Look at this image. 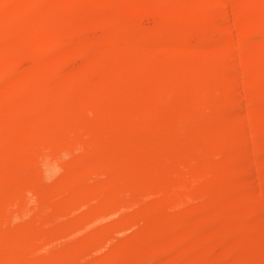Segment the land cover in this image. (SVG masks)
<instances>
[{"label": "rangeland", "instance_id": "374dc122", "mask_svg": "<svg viewBox=\"0 0 264 264\" xmlns=\"http://www.w3.org/2000/svg\"><path fill=\"white\" fill-rule=\"evenodd\" d=\"M26 1L25 0H0V7L4 6L2 8H3V10H5V12L3 10H1V12L3 11L2 14L6 13L5 15H2V14L0 15V30L2 29L0 32V34H2V35H0L1 36L0 37V46L1 45L5 46V47L2 46L3 48L0 47V50H2L4 53V57H3L4 60H3V58H2V60L0 59V78H1L2 82L5 81L3 83L0 82V101L1 102L4 101L3 103L0 102V130L2 129L1 130L2 132L1 131L0 132H1V135L3 134V136L0 135V151L3 150V152H0V161H1L0 162V174H1L0 180L3 181L1 183H3L4 185L8 184L7 186L5 185V187H6V190L8 191L7 196H9V198L7 199L8 202H7V200L4 201L3 200L4 198L1 199L4 202H2L0 200V202H1L0 203V248L8 249L9 246L11 247V243H12L11 239L9 238V236L5 235V233H8V232H9V234H14V233L15 234H21L25 230H27V231L31 230V233L32 234L35 233L34 235L37 236V240L35 238L34 240L29 241V243H28L29 247L26 250L18 252L16 254V256L14 257L15 259L10 258V256H8L9 258L6 256H5V258L3 257L2 260L0 259V264H36V263L37 264H41V263L42 264H57V261H59L60 258H64V257L69 256V251H72V249H74V248L77 250V254L75 256L76 259H75V257L70 258V259L67 258L69 260V261H67V264L68 263L69 264H73V263L74 264H97V260L100 258H101V260L108 262L109 259L111 260L115 256H118L120 258L124 257L125 259L123 258V264H129V263L130 264H169V263L170 264H190V263L191 264H194V263L197 264V261H195V262L193 261V263H192V260L190 258L192 256L191 254H193L196 251L195 249L199 250L200 248H201V250L203 249V250L207 251L206 253H207V256L209 257L208 260L211 262H212L211 259L213 257L220 254V256H221V258L219 260L220 264H251V260L253 261V259H254L253 256L256 255L255 252H258V251L264 252V249H263L264 248L263 247L264 242H262V241H264V228H263L264 226L261 227V229L263 230V233L261 232L262 230L261 231L258 230L259 224L264 225V181H262V180H264V173H260L261 170H262V172H264V169L261 168L264 160H260V159H264V157H263L264 156V154H263V152H264V131H263V129H261L262 127H264V122H259V120H258L260 117V114L264 113V101H263L264 100V94L262 96H260L259 94L254 95L255 93L253 94V92H252L253 89L251 88V87H253V84H252V82H250V81L254 80V77H257L259 75V72H258L259 69L261 67H264V55H263L264 54V37H263L264 33H262L264 31V23H262V21L264 22V0H260L261 4H258V2L257 3L254 2L255 0H237L239 2L242 1V3H239V5L241 4L240 7H235V5L232 6L234 4V2L231 4V2L233 0H229V2L226 3V5L230 4L231 6H228V5L227 6H221L222 3L221 4L216 3V5H210L206 2V0H200V2H202V1L203 2L198 4V6H194L197 4V3H195V0H193V2H191L192 4L189 3L188 0H187V3L184 2L185 0H177V2H176V0H173V1H171V0H154V1L153 0H135V1L134 0H129V1L126 0L125 1L124 0L125 2H127V1L130 2V5H132L131 10H130V8H127L126 6L122 7V6L116 5L114 0H101V1H99V0H95V1L94 0H46V1L45 0H29V2L27 1V3H26ZM97 1H99V2L96 3ZM131 1H133V2H131ZM190 1H192V0H190ZM256 1H258V0H256ZM133 4H134V6H133ZM217 4L220 6H218ZM235 4H236V1H235ZM237 5H238V3H237ZM244 5L245 6L247 5L245 7L246 11L244 10ZM24 6L27 7L24 11L26 12V10L28 9L30 12V14H27L28 16L26 15L25 12L21 13V11H23L22 8ZM5 7L8 9L13 8L14 10L11 9V11L10 10L8 11V9H6ZM194 7H195V9H194ZM222 7H224V9H225V7H227V9H226L227 12L225 13L226 18L224 17L225 11L222 13ZM112 8H114V9H112ZM217 8H219V9H217ZM179 9H180V11H179ZM216 9L219 11L221 9V12L214 11ZM28 10H27V13H29ZM122 10H124V11H122ZM208 10H211V11L208 12ZM7 11L10 14L11 13H16V14H13V15L11 14V17L9 14L6 17V15L8 14ZM118 11H120V12L118 13ZM241 12H242V14H241ZM38 13L40 16L38 15ZM130 13L133 14L132 15V16H134L133 18L131 17ZM146 13H148V14H146ZM215 13H219L217 15V18L213 17V16L216 17ZM24 14L26 16H22ZM34 14L35 15L37 14L36 17ZM120 14H122V16ZM167 14L171 15V16L173 14L174 18L177 19L176 20L177 22L175 20H173V18H172V20H173L171 22L172 26H170L166 30V33L163 32L164 33L163 35H161L158 31V33H156V34H159V35H156V37H154L155 36L154 33L151 35V36L154 35L153 36L154 38L151 36H144L143 38L141 37V40H138V39H140V37H139L138 39H135L136 41H133L132 43H131V41L128 42V40L125 39V36L129 33L128 31L130 30V32H131L134 25H135L134 28H136L138 31L140 30V31L146 32L147 29H149V30L155 29V27L158 26L157 25V24H159L158 21L160 20L162 15L164 16ZM213 14H215V15H213ZM243 14H244V16H243ZM154 15L156 18L154 17ZM211 15H212V17H211ZM219 15H220V17L224 15L223 16L224 20H222V17L220 19V17H218ZM239 15H241V16H239ZM135 16H136V18L138 17V19H136ZM143 16L145 18H143ZM245 16H246V18H245ZM125 17H127V18H125ZM149 17H151V18H149ZM152 17L155 19H153ZM184 17H189V18L191 17V18L189 20L185 21L184 19H182ZM237 17H239L240 19H243V21L239 22ZM123 19H124V21H123ZM128 19H130V20H128ZM180 19H182V20H180ZM200 19H201L202 23H201ZM214 19H216V20H214ZM20 20H21V22L22 21L28 22V25H29L28 27H30V28H28V27L24 26L22 23H20ZM29 20L32 22H30ZM118 20H120V21H118ZM132 20H134V21H132ZM236 20H238V21H236ZM121 21L124 23H122ZM148 21H149V23H148ZM153 21H155V22H153ZM216 21L219 22V24H217ZM248 21H250V22H248ZM29 22L32 24H30ZM174 22H176V23L174 24ZM203 22L206 26L203 24ZM243 22L245 23V25ZM210 23H211V25L214 24V26L216 28H214V27L212 28L213 25L211 26ZM227 23L233 24V25L230 24V26L232 27V30H231V27L228 28V26L226 25ZM118 24H121V25H119L117 27ZM196 24H197V26H196ZM216 25H218V26H216ZM219 25H222L223 28H221V26H219ZM234 25H237V26H234ZM226 26L228 29L226 28ZM21 27H25L26 29L25 28L23 29ZM47 27H49V28H47ZM124 27H126V28H124ZM178 27H180V28H178ZM192 27H193V29H192ZM27 28H28V30H27ZM257 28L261 31H258ZM262 29H263V31H262ZM184 30H187V31H184ZM189 30L191 33L189 32ZM252 30H254L255 34H254V32H252ZM212 31H214V32H212ZM257 31H258V33H257ZM90 32L91 33L93 32V33L91 34ZM155 32H157V31H155ZM251 32H252V34H251ZM68 33H69V36L67 35ZM229 33H230V35H229ZM235 33L238 35H236ZM53 34H54V36H53ZM84 34H86V35H84ZM223 34L224 35L228 34L227 37L228 38L232 37L231 40H234V41H238V39H239V41L236 43L234 41H232V42H234V44H237L241 41L240 42L241 45H239V44H237V45H239V48H240L239 49V56H240V61L242 58V62H241V65L239 66V64H238V66H236L235 69L231 68L230 70H232V71H230L229 68H227L229 66V63H228L229 61H227V60H229V59H228V57H226V55H224L225 52H224V54H221L219 51L221 49L220 44L224 40L228 39L226 37V35L224 36ZM249 34H251V35H249ZM188 35H189V37H188ZM200 35H202V36H200ZM212 36H213V39H212ZM221 36L224 38H222ZM75 37H77V38H75ZM121 37H122V39H121ZM123 37H124V39H123ZM179 37H181V38L183 37V38L181 39ZM250 37H251V39H250ZM259 37L260 38L262 37L261 40ZM18 38L21 39V41ZM107 38H109V39H107ZM126 38H128V37H126ZM78 39H81V40H78ZM128 39H130V38H128ZM220 39H222L223 41ZM65 40L69 41V42H66ZM132 40H134V39H132ZM165 40L167 42L171 41L170 42L171 45H170V43H169V45L173 47L172 50L174 48H177V49L173 50L175 52H173L171 50L170 52L165 53V52L157 51L158 48H156V49L153 48V47H159L157 45H159L161 42H163V44H164ZM211 40H213V41H211ZM16 41L21 43V46ZM182 41H189L192 44H191V46H188V47L184 46V48H182L183 47V45L181 44ZM215 42H217V43L219 42V44H217ZM207 43H208V45H207ZM16 44H18V45H16ZM118 44L120 45L119 47H118ZM138 45H140V46H138ZM214 45H215V47H214ZM14 46H16V47L18 46L19 48L18 47L16 48ZM101 46L102 47L104 46V47L102 48ZM114 46L115 47L117 46L119 48L120 52L122 51L123 53H126L131 58L124 59L126 56L123 57L122 52L119 55L118 54L115 55L116 53L115 54L113 53V52H115V49L113 51V48H115ZM219 46H220V48H219ZM244 47L246 49H244ZM248 47H249L251 52L249 51ZM97 48L99 50H97ZM189 48H191V49H189ZM262 48H263V50H262ZM242 49H244V50H242ZM109 50H110V52H109ZM258 50L260 53L258 52ZM102 52H104V53H102ZM185 52H186V54H184ZM255 52H257V53H255ZM106 56H108V57L111 56L112 60L114 59L116 61V63L121 62V61H125V60L127 61V59H128V61H130V60L134 61V59H137V61H138V59H142L141 63H143V64H142V66L140 65V67H139V65H138L139 63L138 64L135 63V64H137V66H135L136 69H135L134 64H133V67H134L133 72H122L119 69H117L116 67L110 69V67H106L105 65H103V66H105L106 69L104 67H102V68H98V69L96 68L95 70H93V69L90 70L91 69V68L89 69L90 66L87 67V65H89L88 63H94V62H97L96 63L97 67H99L98 62L104 63L105 62L104 60L107 59ZM151 56L154 57L153 60L151 59V61H148V60H150V58H152ZM155 56H156V58H155ZM164 56H166V57H164ZM183 56H186V57H183ZM190 56H191V58H190ZM209 57H211V58H209ZM246 57L247 58L249 57L248 60H250V61L252 58V62L246 61L247 60ZM101 58H102V60L103 59L104 60L101 61ZM257 58H258V60H257ZM108 59H110V58H108ZM45 60H47V62ZM2 61H3V63H2ZM145 61H146V63H145ZM224 61H225V63H223ZM243 61H244V64H243ZM255 61H256V63H255L256 65L254 64ZM4 63H5V65H4ZM101 63H100V65L102 66L103 63L102 64ZM156 63L159 65L156 66ZM227 63H228V66L227 67L225 66V67L228 70L226 71V69H224V65H227ZM246 63H247V67H246ZM251 64L253 65V67ZM53 65L56 66V67H54L55 70L53 68ZM93 65H95V64H93ZM151 65H152V69H150ZM178 65H180V66H178ZM214 65L215 66L217 65V66L214 67ZM218 65H220V66H218ZM44 66L47 68H45ZM85 67H87L88 70L87 69L85 70ZM157 67H159V68H157ZM241 67H243V68L241 69ZM164 68H167V69L164 70ZM213 68H215V69L213 70ZM46 69H48V71ZM73 69H75V70H73ZM141 69L142 70L144 69L145 71H147L150 76L148 78L146 76H144L142 74V72L139 71ZM244 69H246V71H245L246 75L243 73ZM254 69L256 70V72ZM234 70L236 72H238V70H240V71L238 73H236ZM31 71H33V72H31ZM80 71H82V72H80ZM109 71H110V73H109ZM212 71L213 72L215 71L216 73L215 72L214 73L216 75ZM221 71L223 72L224 75H222ZM224 71L226 74L224 73ZM249 71H251V72H249ZM52 72H54L56 74H54V73L52 74ZM200 72L203 74H201ZM26 73L28 74V76ZM32 73L34 76L32 75ZM60 73H63V74H60ZM166 73L168 74V76ZM195 73H196V75H195ZM248 73H251L252 76L253 75H255V76H253V77L250 76L251 78H248L250 80L248 81V83H246L247 86L244 85L245 84L244 83L241 86L242 89L240 87V89H239L240 92L242 90V93L243 92H245V93L242 94L238 100H236V98L234 96L232 97V95L235 92L234 85L232 83V80H233L232 77H234L237 74L241 75V76L243 75V76L249 77V76H247V75H250ZM79 74H81V75H79ZM163 74H164V77L162 76ZM217 74H218V76H217ZM220 74L222 75L223 78L221 77ZM227 74H228V76L230 75L227 78L228 80H226ZM52 75H53V78H52ZM231 75H233V76L231 77ZM153 76L155 78L160 77L161 80L159 81L158 84H156L157 81L155 83V82H153L154 80H152L153 84L154 83L156 84L153 86L154 88H153L152 94L146 95L145 93L142 94L141 92L137 93L138 89L139 90L143 89V87L146 88L147 83L151 82L149 80ZM224 76H226V77H224ZM179 77H180V79H178ZM219 77H221V78H219ZM12 78H13V80H12ZM89 78H91V79H89ZM214 78H216L215 81H214ZM218 78L220 81H218ZM222 79H223V81H221ZM145 80H146V82H145ZM218 82H219V84H218ZM47 83H49V84H47ZM227 83H228L229 87H228V85H226ZM36 84H37V86H36ZM214 84L215 85L217 84L216 85L217 87H215ZM222 84L226 88H224V87L219 88L222 86ZM184 85H185V87H184ZM112 86L119 88L120 91L118 89L115 90L116 88H113ZM245 86H246V88H245ZM186 87H187V89H186ZM214 87L217 91L215 89H213ZM227 87L231 90H229ZM112 89H114L113 90L114 92L112 91ZM29 90H30V93H29ZM226 90L229 92V94L226 93ZM243 90H246V91H243ZM185 91L188 94L191 93L193 98L191 97V95H187V93ZM220 91H222L221 92L222 97L221 96H218V97H221L220 100H222V98H223V100H225V101H223V100L221 101V102H224V105H221V104H223L221 102L218 104V99H217V97H215L216 94L221 95ZM214 92H216V93H214ZM54 93H55L57 98L54 96ZM184 93H185V96L187 95L186 97H184V95H183ZM158 94H160V95H158ZM63 95H64V97H63L64 100L66 99V101H65L66 103L67 102L73 103V101L74 102L76 101L77 102L76 107H78L80 105L82 106V104L84 107H82V108L79 107L78 110H76V107H74L75 110L73 109V111L74 112L76 111L77 113L76 112L72 113V110H71L72 108L68 109V107H66V105H64L66 108L64 106L61 109H60V107H56V105H55L56 102L54 101V103H53V100L54 99L60 100L59 98ZM253 95H254V97H253ZM65 96H67V97H65ZM225 96L227 98H225ZM257 96L259 97L260 100L258 98H256ZM8 97H9V99H8ZM188 97L192 98V100H191L192 104L191 105H189L191 103V101H190L191 98H188ZM246 97H247V99H246ZM49 98H51V99H49ZM126 98H128V100ZM184 98L187 100H185ZM107 99L108 100L110 99V100L108 101ZM123 99H125V100H123ZM154 99H156L155 102H154ZM171 99L177 100V102L176 101L174 102V100H172L173 102H171ZM197 99H198V101H197ZM214 99H216V100H214ZM226 99H228V100H226ZM6 100L10 101V102H7ZM188 100L190 103H188ZM205 100H208V101L203 102L201 104V102L205 101ZM227 101L228 102L230 101V102L228 103ZM78 102H80V104ZM109 102H110V104L108 105ZM215 102L217 103V105H214V104H216ZM41 103H42V105H41ZM167 103H170V104H167ZM212 103H214V104H212ZM239 103L242 105H240ZM10 104H11V107H10ZM12 104H14V105L12 106ZM87 104L88 105L90 104L91 107H89L90 105L88 106ZM227 104H229V105H227ZM85 105H87V106H85ZM92 105H95V106L92 107ZM166 105L168 108L166 107ZM168 105L172 106V107H169ZM177 105H179V106H177ZM161 107H163V108L165 107L166 108V109L164 108L165 112H169L170 115H174V113H176V116L178 114L177 111L179 110L178 112H180L183 108L184 114H187L185 112L189 111L188 113H190L191 116H193V117H191L190 114L184 115L182 118L183 122L182 121L180 122V120L176 121L175 119H174L175 120L174 121L172 119L170 121L171 123H170L168 130H165L164 133L162 131L161 132H159V131H156V132L153 131L152 132L147 128L148 123L151 121L152 122L154 121V123H158L162 120V115L164 114V109ZM177 107H178V109H177ZM20 108H21V110H19ZM229 108H230V111H229ZM160 109H161V111H160ZM232 109H233V111H232ZM55 110H56V112H55ZM85 110H86V112H85ZM87 110H90V111L87 112ZM186 110H188V111H186ZM236 110H238V111H236ZM240 110H241V112H240ZM25 112H26V115H25ZM161 112H162V114H161ZM198 112L201 114H198ZM204 112H206V113H204ZM212 112H214L213 116L216 120H217V118H216L217 116H219L221 118L222 115H225L227 113H228V117L225 116V118L231 117V118L235 119V116H236V118L242 117L240 115V113L242 114V112H244V114H242L243 117H246L247 115H248L247 118H249V119H250V117H252V120L255 123H253V121L251 120L252 121L251 123H253L252 126L250 125L251 124L250 123L247 127V133H248L247 135H248L249 139L247 136H244L245 139L244 138H239L238 140L236 139V141H239L238 145H237V142L235 143V140L232 142L233 145H234V143L237 145V147L234 145L236 150L238 149V147H241L237 150L238 153H239V151H241L239 153V155L237 154V152H235L236 150L234 149L233 145L230 146L231 142L229 144L225 143L224 142L225 140L220 137L221 135L219 133L218 134L220 136H218L217 132L214 129L212 130L213 132H210V130L209 131L206 130V128L204 126L207 125L206 124L207 122L201 124V122H205V119L211 120L213 118ZM249 112H252V113L256 112L257 114H259V115H255L256 117H258L257 120H256V117L252 113H249ZM28 113H30L31 115ZM52 113H53V115H52ZM55 113H57V114H55ZM59 113H61V114H59ZM63 113L67 119L64 118ZM221 113H224V114L221 115ZM235 113H237V114L235 115ZM238 114H239V116H238ZM21 115L27 116V118H29V119H27L28 122H27V120L25 121V117H23V116L21 117ZM29 115H30V117H29ZM84 115H86V116H84ZM109 115H110V117L108 118ZM129 115L133 118H131ZM206 115H209V116H206ZM36 116H37V118H35ZM58 117H60V118H58ZM134 117H136V118L134 119ZM189 117H191V118H189ZM195 117H196V119H195ZM30 118H32V119H30ZM105 118H106V120H105ZM225 118L223 117V120ZM12 119H13V121L18 120L19 122H23V120H24V122L26 124L25 127L27 128L26 131L25 130L22 131V129L21 130L20 129H17V130L13 129L15 131L14 132L10 131V133H9V131H7L8 128H6L7 126H5V125H7V123L11 122ZM133 119H134V121H133ZM197 119L199 122L197 121ZM203 119H204V121H201ZM29 120H30V122H32V124L29 123ZM61 120L63 123H61ZM128 120H129V123H127ZM223 120H220V121L217 120L216 121V122L219 121L218 123H215L218 128L221 125H222L221 127L226 125L229 129L231 127H234L235 122H230V125H229L228 121H226L227 122L226 123ZM109 121H110V123H109ZM125 121L127 124L125 123ZM215 121H213V122H215ZM222 121L225 124L224 123L222 124L221 123ZM2 122H3V124H2ZM87 122H88V124H87ZM175 122H176V126L174 124ZM64 123H66L67 125H69L71 123V126H73L74 131L69 129V127H68L69 130L66 129L68 131L65 130L66 131L65 133L60 131L62 129ZM86 124H87V126H86ZM115 124H116V126H114ZM130 124H132V125L130 126ZM143 124H145V126ZM197 124H201V125L205 124L202 127L206 131L203 130L201 125L197 126ZM79 125L82 127H80ZM39 126H41V128H42V129L40 128L41 130H39V128H38ZM113 126L116 128L114 129ZM118 126L120 128L122 126L121 131H119ZM136 126L138 128L141 127L142 131H141V129H136ZM199 126L202 130L199 128ZM226 126H224L223 128H226L227 130H229ZM229 126H231V127H229ZM3 127H4V129H3ZM65 127H67V126H65ZM131 127H133V129ZM144 127L147 128L146 131H148V132L145 131ZM196 127H198L200 130ZM87 128L89 131L87 130ZM23 129H25V128H23ZM54 129H55V131H54ZM257 129H259V131H257ZM37 130L40 132L36 133L37 134L36 135V134H34V132H37ZM76 130H77L76 134L80 133L78 135L79 137L73 135V132L75 133ZM232 130H233V128H232ZM19 131H22L23 135L20 134L21 132H19ZM112 131H114V133H112ZM126 131H127V133H126ZM130 131H132V132H130ZM143 131H145V132H143ZM250 131H251V133H250ZM89 132H90V134H89ZM93 132H95V133H93ZM170 132H171V134H170ZM214 132H216V134ZM255 132H257V133H255ZM260 132H262V133L260 134ZM83 133H85V135ZM125 133H126V135L123 136V134H125ZM10 134H11V136H10ZM31 134H33V136H34L33 140L31 139V136H32ZM186 134L191 139H189L186 136ZM35 135H36V137H35ZM56 135H58L59 137ZM183 135H185L187 137V139H185L186 137ZM250 135L251 136L254 135V136H252L253 138L250 137ZM96 136H97V138H96ZM172 136H173V138H172ZM177 136L179 137L178 139H176ZM181 136H183L184 139H182ZM37 137H38V139H39V137H41L40 140L42 139L41 141L43 143L40 140H38ZM57 137H58V139H57ZM94 137L96 139H94ZM104 137L106 140L104 139ZM114 137H116V138H114ZM121 137L122 138L124 137V139L122 140L123 143L120 141ZM164 137H166V139ZM118 138H120V139H118ZM216 138H218V139H216ZM246 138L248 140H246ZM73 139H75V140H73ZM164 139L167 140L166 143H164L165 142ZM251 139H252V141H250ZM255 139H256V141H253ZM6 140H9V141L6 142ZM18 140H20V141H18ZM53 140L55 143L53 142ZM83 140H84V142H83ZM177 140H178V142H176ZM184 140H185V143H182V142H184ZM187 140L190 142L193 141L194 143H192V144H194V145L196 144V146L199 145L200 149H202L203 151L199 150L200 151L199 152L198 150H196V151L191 150L190 147L192 146V144L190 142H187ZM29 141L31 142V144ZM57 141H59V142L57 143ZM116 141H118V143ZM215 141L217 142L218 145L221 143L219 145V147H221V148H219L216 145ZM240 141H241V143L243 142L242 143L243 146H241ZM25 142H26V144H25ZM51 142H53V143H51ZM100 142H101V144H100ZM97 143H98V145H97ZM107 143H108V145H107ZM119 143L124 145V146L120 145ZM222 143H223V146L226 145L228 148H226V147L223 148ZM55 144H56V146H55ZM70 144H74V146L76 145V149L77 148L80 150L82 149V152L85 151V154L86 153L87 154H92V153L94 154L96 151L97 152L98 151L108 152L110 154L111 152L114 151V149L122 147V148H120L121 157L119 158L120 159L119 162L117 161L114 164L113 163L110 164V162H105V164L102 163L103 165H101V166L99 164L98 165L94 164L91 160L90 161L87 160L88 162H86L83 159V161H84V162H82L83 165H80V166L86 167V168L83 167L81 169L85 168V170H83L85 172L83 177L87 175L88 178L86 180V177H84V178L82 177L80 179V181H79V179L73 180V177L75 176V175L73 176V174H72L73 173L72 169H74L73 168V163H74L73 159H75V157L77 156L76 154H78L79 151H76L77 153L75 152L76 154H74V148H72L73 151L70 148L71 146L73 147V145L68 147ZM104 144H106V147ZM112 144H113V146H112ZM184 144L185 145L188 144V145L184 146ZM25 145H27V147ZM247 146H248V148H246ZM252 146H253V149H252ZM17 147H18V149H17ZM63 147H64V149H63ZM96 147H98V148H96ZM99 147L100 148L102 147V148L100 149ZM112 147L114 149H112ZM203 147L205 149H203ZM130 148H131V150H130ZM135 148L136 149L138 148V149L136 150ZM158 148H160V150H163V151L161 152ZM162 148H164V149H162ZM26 149H28V150H26ZM30 149H31V151H30ZM43 149H45V150H43ZM66 149L68 151L65 152ZM152 149H154V150L152 151ZM245 149H246V151H244ZM157 150H159V152L164 153V154L161 155L160 153H158ZM183 150H184V153H181V152H183ZM45 151L47 152V155H46ZM69 151H71L72 153ZM251 151H252V153H251ZM7 152H8V154H7ZM189 152H191V153H189ZM242 152H243V154L250 152L251 153V154L249 153L250 156L252 155L251 159L255 162L254 163L251 160V163H254L253 167L256 169H257V166L259 167L257 170L255 169V172L258 171L256 174H254L256 182L252 185V187L248 186L250 189L252 188L251 190L248 187H243V186L241 187V183H240L242 181L241 177L243 176V173H242V171H240V169L243 170L242 168L244 167L245 164L242 163L243 164V166H242V164L237 163L239 165L237 167L238 171L235 170L236 169V166H235L236 162H234L235 161L234 156H236V154L238 155L237 158L241 156L242 157L241 161H243L244 157H245L244 155H246V154H244L242 156ZM179 153H181L180 154L181 157L179 156ZM192 153H194L196 156H194ZM234 153H236V154H234ZM253 153H254V155H253ZM154 154L155 155L160 154V157H162V158H160L159 166L157 168H154V169L151 168V170H150V168L149 169L147 168L146 164L148 162H150V157H152V156L154 157ZM182 154H183V156H182ZM198 154H199V156H198ZM203 154H204V156H203ZM224 154H226V155H224ZM227 154L230 155V156L229 155L228 156L231 157L232 160L230 158H229V160H227L228 159ZM185 155H186V157H185ZM23 156L26 158H24ZM31 156H33V157H31ZM258 156H260V157L262 156V157L260 158ZM178 157H179V159H178ZM188 157H191L192 159L191 158L188 159ZM202 157H204V159ZM8 158H10V159H8ZM184 158H187V159H184ZM200 158H201V161H200ZM237 158H236V160H239V158L238 159ZM79 159L81 160L82 157L81 158L78 157V161H76L77 160L76 159L75 164H78V162L80 161ZM121 159H123V160H121ZM177 159H178V162H177ZM221 159H222V161H221ZM185 160L189 161V163L191 165L188 164V162H184V163L182 162L183 164L181 163V161H185ZM218 160H220V161H218ZM258 160L260 163H258ZM71 161L73 163H71ZM241 161H238V162H241ZM32 162H34V163H32ZM160 162H161V164H160ZM221 163L226 164V165L235 166V168L234 167L233 168H234V171L236 173L233 171V174H232L233 178L231 176H228V178H227L226 175H224L222 173V170L220 167ZM256 163H258L257 166H254ZM26 164L28 166H26ZM259 164L261 166H259ZM175 165H176V167H175ZM185 165H187V168ZM198 165H199V167H198ZM213 165L216 168L212 167ZM78 166L76 168L80 167V166L79 167ZM105 166H106V168H105ZM207 166H208V169H207ZM65 167L67 168L68 171H66ZM74 167H75V165H74ZM170 167H172V168H170ZM196 167H197V169L194 170ZM218 167H220V168L218 169ZM137 168H139V169H137ZM140 168L142 171H140ZM178 168H180L181 171ZM184 168H185V170H184ZM233 168L231 167L232 170H233ZM171 169H174L173 170L174 172ZM175 169H176V171H175ZM188 170H189V172H191L190 174H189ZM197 170H198V172H197ZM76 171L77 170H75L74 173ZM192 171H193V173H192ZM178 172H181L182 175ZM214 172L220 173V174L215 175ZM81 173L82 172H80L79 174H81ZM183 173H184V175H183ZM205 173H206V175H205ZM258 173H260V174H258ZM2 174H3V176H2ZM188 174H189V176H188ZM207 174H209V175H207ZM237 174H238L239 178H237L238 177ZM132 175H134V176H132ZM130 176H131V178H130ZM193 176H195V177H193ZM200 176H201V178H200ZM217 176H221L218 178V180L220 182L217 181ZM113 177L115 179H111ZM116 177H118V178L116 179ZM122 177H123V179H122ZM184 177L185 178L187 177L188 179L190 178L189 182L191 184V187L193 185L192 183H194V186L196 188L198 186L197 189H195V187H192V191H194V192H195V190L197 192V190L200 189L201 186L207 185V190L209 191V193L205 195V197H204L205 200L203 199L204 202L202 200H200V198H199L200 201L197 199L198 194L196 192L193 193L191 191L192 194L186 195V194H184V192H181L180 190L174 191L176 189V187H173V186H176L177 182L183 181V180L185 182L188 180L187 178L185 179ZM74 178H78V177L76 176ZM220 178H221V180H220ZM131 179H132V181H131ZM138 179L140 182L138 181ZM169 179H170V181H169ZM178 179H179V181H177ZM181 179H183V180H181ZM207 179L210 180L211 182L207 181ZM214 179L216 181H214ZM236 179H239V180L241 179V181H238ZM103 180H105L107 182L109 181V185H110L109 187L110 188L108 187V191L106 190V192H105V189H104V191L101 189L102 192L99 189L100 184L102 183ZM191 180H195V182H192ZM223 180H225L226 185H227V183H230L229 185L233 188V189L231 188L233 192L232 191L231 192L228 191L229 193L226 192V194H223L224 197L222 196V194L220 192V185L225 183ZM233 180H236V181L233 182ZM81 181H83V182H81ZM112 181H114V182L112 183ZM151 181H152V183H151ZM157 181H159V183L156 184ZM258 181H260L261 184ZM123 182H124V184H123ZM141 182H144V184L141 185ZM165 182H167V183H165ZM204 182H206V183H204ZM222 182H224V183H222ZM133 183H135V184H133ZM198 183H199V185H198ZM45 185L48 188L50 187L48 193H46V192L44 193V191H43V186L45 188ZM208 185H209V187H208ZM214 185H215V188H213V191H212L211 188ZM229 185H227V187H229ZM85 187H87V188H85ZM158 187L159 188L161 187L160 188L161 191L157 190ZM34 188H37V189H34ZM163 188H164V190H163ZM165 188H166V190H165ZM167 188L170 190L169 192H168ZM245 188H246V190H245ZM119 189H121L122 192ZM145 189L148 191H146ZM216 189H217V191H216L217 193L214 192ZM117 190L119 191L118 193H116ZM125 190H126V193H124ZM156 190L158 192H156ZM252 190H253V192H252ZM81 191H82V193H81ZM162 191H163V193H164V191H165V193L167 192L168 194L167 193L166 194L169 195L170 197L166 196V194H165V197H166L165 198L164 194H162ZM9 192H10V194H9ZM40 192L43 193V195H45V194H47V195L42 197L43 195ZM52 192H54V193H52ZM180 192L182 194H180ZM30 193H33V194H30ZM109 193H111V194H109ZM137 193H138V195H137ZM144 193L147 195L144 196L143 195ZM157 193H159V194H157ZM212 193H213L214 197H213ZM248 193H251V194L247 195ZM107 194H109V195L107 196ZM119 194H120V196H119ZM127 194H129V195L131 194V195L128 196ZM150 194H151V196H150ZM153 194H155V195L153 196ZM178 194H179V196H178ZM194 194H195L196 198L195 197L193 198L192 195H194ZM227 194L230 196H228ZM141 195H143V196L141 197ZM180 195L181 196L183 195V197H180ZM208 195L210 196V198L208 197ZM7 196H5V199ZM33 196L36 198V201L34 200L35 198ZM111 196H113V197H111ZM152 196L153 197L158 196L159 197V198H157L158 200H163V198L166 199V201L164 203L159 201L160 204L161 203L162 204L161 205L158 204L156 206L158 208L155 209L156 210L155 214H157V215L159 214V217L161 220L172 219L174 221V223L178 226H179V224L182 225V223L186 217L190 218L187 220H191V218H192V222H194L192 225L189 226V229H187V232L185 233L186 235L177 234L178 237H177V235H175L176 237L172 236L170 238V240L168 242H170L173 245H171L170 243H168V245H161V247H160V245H158V246L157 245L156 246L149 245V243H147L145 238H143L145 236L142 235V233L140 234V232H139L141 227H142L141 219L143 217V211H142L141 207L143 205H145L147 202H149L151 200V198H153ZM171 196L172 197L178 196L181 198L179 208L174 207L170 203V201H168V200H171V198H172ZM23 197H24V200H23ZM124 197H125V199H124ZM112 198H114L115 200H113ZM145 199H147L148 201ZM196 199H197V201H196ZM207 199L209 202H207ZM57 200H59L58 201L59 203L57 202ZM221 200H222V202H220ZM15 201H16L17 205H16V203H14ZM40 201H41V203H40ZM212 201L217 202V205L220 207L219 210L217 209L219 207H217L215 202H212ZM259 201H260V203H259ZM5 202H7V203H5ZM211 202H212V206L209 207L211 205ZM138 203L139 204L141 203V205H139ZM258 203L260 204V206L258 205ZM261 203L263 204V207H262ZM100 204L101 205L103 204L104 209L102 212L97 214L94 212V208H96L98 205L100 206ZM35 205H37V206H35ZM66 205L67 206L68 205L69 206L70 205H77V206L74 208V210L72 212L68 213V212L62 210V208ZM169 206H170V208H169ZM254 206H256V207H254ZM222 208H225L224 211L223 210L220 211ZM253 208H256V211L252 210ZM46 209H47V211H46ZM229 209H231L232 211H230ZM259 210H261L260 213H258ZM225 212H227V213H225ZM38 214L39 215L43 214V215H41V217H40ZM178 214H180V215H178ZM183 215H185V217H182ZM225 215H230L231 217L232 216L235 217L236 215H237L236 217L240 216L241 217L240 220L243 224L239 225V223H237L234 219L229 220V219L225 218L227 220V222H226L224 219ZM179 216H181V217H179ZM213 216L215 217V220H213L214 219ZM219 216H222V217H219ZM139 217H141V218H139ZM218 217H219V220H218ZM44 219H45V221H44ZM71 219H73V221H72L73 224H70ZM223 220H224V222H222ZM254 221H255V223H254ZM43 223H45V225ZM228 224L229 225L232 224V226L234 224V227L231 229ZM248 224H249V226H248ZM250 224L251 225L255 224V225L250 226ZM23 226H24V228H21ZM240 226L244 230L243 231L241 229L243 231L242 233L240 230L238 231L240 233H238L237 229H235V231L238 234H236L234 231H232L234 228L240 229ZM242 226H244V227H242ZM226 227L228 228V230L231 229V231L229 230L230 233L228 232V230H226L227 229ZM246 227H250V228L248 229ZM254 227H256L255 229H257V231L253 230ZM20 229H21V231H20ZM32 229H33V231H32ZM13 230H14V232H12ZM251 232L253 234H257V235L254 236ZM249 233L252 236L251 240L252 239L255 240V243L252 242V244H255L252 247H251V245H252L251 243L248 244V241L251 242L249 239L250 236H248ZM260 233H261V235H260ZM256 236H258L257 237L258 239L259 238L262 239V240L259 239L260 243L258 242V239L255 238ZM96 239H98V240H96ZM231 243H232V245H231ZM234 243H235V246H237V248H235ZM3 244H5V245H3ZM90 244H91V246H90ZM245 244H247V246ZM147 245H149L148 246L149 248H147ZM74 246H76V247L78 246V247L76 248ZM142 246H144V248H142ZM204 246H205V248H204ZM248 246H249V248H248ZM254 246H256V248ZM258 246H260V248ZM80 247H83V248H80ZM253 247H254V250H253ZM257 247H258V251H255V249H257ZM79 248L82 251L79 250ZM160 248H162V249L160 250ZM167 248L171 249L173 253L171 252V250H169ZM174 248L177 249V251L180 250L177 253L175 251V255H174V251H173ZM250 248H252V250H250ZM145 249H146V252H145ZM163 249H165V250H163ZM247 249H248V251H247ZM137 250H139V252ZM24 251H26V252H24ZM131 251H132V253H131ZM150 251H151V253H150ZM251 251H252V253H250ZM22 252H23V254H22ZM116 252L118 253V255ZM143 252H145V253H143ZM169 252L172 254H170ZM222 252H223V254H222ZM124 253L129 254V255L132 254V255L125 256ZM137 253H138V255H136ZM62 254H64V255H62ZM107 254L109 255V257ZM184 254H185V256H184ZM187 254H189L190 256L188 255L189 256L188 257ZM250 254H252L253 256ZM180 255L182 256V259H179L181 257ZM209 255H211L212 258ZM186 256H187V258H185ZM127 257H128V259H127ZM138 257H139V259H138ZM106 258H108V259L106 260ZM73 259H75V260H73ZM176 259H178L177 262H176ZM193 259H195V258H193ZM71 260H72V262H71ZM181 260H183L184 262L180 263L179 261H181ZM262 262L264 263V260ZM262 262L259 264H263Z\"/></svg>", "mask_w": 264, "mask_h": 264}, {"label": "bare ground", "instance_id": "6f19581e", "mask_svg": "<svg viewBox=\"0 0 264 264\" xmlns=\"http://www.w3.org/2000/svg\"><path fill=\"white\" fill-rule=\"evenodd\" d=\"M26 1V0H25ZM28 2H29V0H27ZM27 1H26V3H27ZM46 1V0H45ZM95 1V0H94ZM99 1H101V0H99ZM99 1H97L96 3H98ZM126 1V0H125ZM124 0H114V2L116 3V5H118V6H126L127 8H130V10H131V8H132V5H130V2H125ZM135 1V0H134ZM154 1V0H153ZM171 1H173V0H171ZM189 1V3H191V2H193V0L192 1H190V0H188ZM235 1H236V4H235ZM131 2H133V1H131ZM142 2V1H141ZM157 2V1H156ZM176 2H177V0H176ZM185 3H187V0H185L184 1ZM203 2V1H202ZM202 2H200V0H195V3H197L196 5H194V6H198V4H200V3H202ZM206 2L208 3V4H210V5H216V3H222V5L221 6H227L226 5V3H228L229 2V0H206ZM234 2V4L232 5V6H234L235 5V7H240V5H239V3H242V1L241 2H239V1H237V0H233L232 2H231V4ZM254 2H258V4H261L260 3V0H258V1H254ZM15 3V2H14ZM113 3V2H112ZM237 3H238V5H237ZM142 4V3H141ZM192 4V3H191ZM194 4V3H193ZM87 5V4H86ZM218 5V4H217ZM10 6V5H9ZM104 6V5H103ZM133 6H134V4H133ZM218 6H220V5H218ZM228 6H231L230 4L228 5ZM243 6V5H242ZM247 6V5H246ZM245 5H244V10L246 9L245 7H246ZM2 7H4V6H1L0 8V12H1V10H3V8ZM11 7V6H10ZM25 7V6H24ZM22 8V10L23 11H21V13H23V12H25L24 10L27 8V7H25V8ZM106 7V6H105ZM144 7V6H143ZM209 7V6H208ZM6 8V7H5ZM66 8V7H65ZM75 8V7H74ZM95 8V7H94ZM121 8V7H120ZM234 8V7H233ZM261 8V7H260ZM6 9H8V8H6ZM12 10H14L13 8H11ZM11 9H8V11L10 10L11 11ZM106 9V8H105ZM104 9V10H105ZM112 9H114V8H112ZM125 9V8H124ZM148 9V8H147ZM146 9V10H147ZM154 9V8H153ZM170 9V8H169ZM168 9V10H169ZM194 9H195V7H194ZM199 9V8H198ZM217 9H219V8H217ZM214 10V11H216V12H218L219 10ZM226 9H227V7H225V9H224V7H222V13L224 12V15H225V13L227 12L226 11ZM235 9V8H234ZM243 9V8H242ZM248 9V8H247ZM28 10V9H27ZM27 10H26V15L27 14H30V12H29V10H28V12L29 13H27ZM164 10V9H163ZM203 10V9H202ZM241 10V9H240ZM4 12H5V10H3ZM3 11L0 13V15L3 13ZM8 11H7V13H8ZM48 11V10H47ZM67 11V10H66ZM122 11H124V10H122ZM179 11H180V9H179ZM209 11H211V10H208V12ZM246 11V10H245ZM14 12V11H13ZM68 12V11H67ZM98 12V11H97ZM109 12V11H108ZM120 11H118V13H119ZM155 12V11H154ZM219 12H221V9H220V11ZM237 12V11H236ZM66 13V12H65ZM76 13V12H75ZM132 13V12H131ZM130 13V15H131V17L133 18L134 16H132L133 14H131ZM231 13V12H230ZM235 13V12H234ZM6 14V13H5ZM5 14H2V15H5ZM10 13H8L7 15H6V17L9 15ZM12 15L13 14H16V13H11ZM11 14H10V17H11ZM88 14V13H87ZM146 14H148V13H146ZM166 14V13H165ZM216 14V17L215 16H213L214 18H217V15L219 14V13H215ZM215 14H213V15H215ZM228 14V13H227ZM240 14V13H239ZM241 14H242V12H241ZM245 14V13H244ZM244 14H243V16H244ZM250 14V13H249ZM25 14L24 15H22V16H26ZM35 15V14H34ZM37 15V14H36ZM36 15H35V17H36ZM38 15H39V13H38ZM85 15V14H84ZM121 16H122V14H120ZM136 15V14H135ZM153 15V14H152ZM187 15V14H186ZM223 15V16H224ZM28 16V15H27ZM30 16V15H29ZM40 16V15H39ZM126 16V15H125ZM172 16H173V14H172ZM171 15H162V17L160 18V20L158 21L159 22V24H155L157 27H155V29H147L146 30V32L145 31H138L136 28H134V26H133V28H132V30H131V32H130V30L128 31L129 33V35L127 34H125L126 36H125V39H127L128 40V42H130L131 41V43L133 42V41H136L135 39H138L139 37H140V39H138V40H141V37L143 38L144 36H151L153 33L155 34V36L154 37H156V35H159V34H156V33H158V31H159V33L161 34V35H163L164 33L163 32H165L166 33V30L170 27V26H172V21L173 20H177L176 18H174V16L172 17ZM188 16V15H187ZM209 16V15H208ZM223 16H221L222 17V20H224L223 19ZM237 16V15H236ZM239 16H241V15H239ZM242 16V17H243ZM9 17V18H10ZM78 17V16H77ZM124 17V16H123ZM142 17V16H141ZM147 17V16H146ZM154 17H155V15H154ZM211 17H212V15H211ZM218 17H220V15L218 16ZM221 17H220V19H221ZM225 18H226V15L224 16ZM125 18H127V17H125ZM130 18V17H129ZM135 18H136V16H135ZM143 18H145L144 16H143ZM149 18H151V17H149ZM153 18V17H152ZM156 18V17H155ZM155 18H153V19H155ZM172 18H173V20H172ZM191 18V17H190ZM189 17H184V18H182V19H184L185 21L186 20H189L190 19ZM210 18V17H209ZM228 18V17H227ZM233 18V17H232ZM245 18H246V16H245ZM250 18V17H249ZM248 18V19H249ZM49 19V18H48ZM136 19H138V17L136 18ZM135 19V20H136ZM182 19H180V20H182ZM194 19V18H193ZM206 19V18H205ZM219 19V18H218ZM237 19L239 20V22L240 21H243V19H240L239 17H237ZM22 20V19H21ZM21 20H20V23H22L24 26H26V27H28L29 25H28V22H24V21H22L21 22ZM128 20H130V19H128ZM127 20V21H128ZM210 20V19H209ZM214 20H216V19H214ZM238 20H236V21H238ZM245 20V19H244ZM28 21V20H27ZM30 21V20H29ZM61 21V20H60ZM77 21V20H76ZM118 21H120V20H118ZM123 21H124V19H123ZM126 21V20H125ZM132 21H134V20H132ZM200 21H201V19H200ZM208 21V20H207ZM226 21V20H225ZM228 21V20H227ZM30 22H32V21H30ZM29 22V23H30ZM81 22V21H80ZM96 22V21H95ZM116 22V21H115ZM122 22V21H121ZM120 22V23H121ZM137 22V21H136ZM141 22V21H140ZM139 22V23H140ZM152 22V21H151ZM153 22H155V21H153ZM177 22V21H176ZM176 22H174V24L176 23ZM194 22V21H193ZM217 22V21H216ZM224 22V21H223ZM248 22H250V21H248ZM255 22V21H254ZM111 23V22H110ZM118 23V22H117ZM116 23V24H117ZM122 23H124V22H122ZM134 23V22H133ZM138 23V24H139ZM148 23H149V21H148ZM182 23V22H181ZM195 23V22H194ZM198 23V22H197ZM201 23H202V21H201ZM215 23V22H214ZM235 23V22H234ZM244 23V22H243ZM258 23V22H257ZM256 23V24H257ZM261 23V22H260ZM262 23H264L263 21H262ZM30 24H32V23H30ZM41 24V23H40ZM92 24V23H91ZM132 24V23H131ZM203 24H204V22H203ZM202 24V25H203ZM216 24V23H215ZM217 24H219V22H217ZM229 23H227L226 25L228 26V28L229 27H231L230 26V24L228 25ZM251 24V23H250ZM119 25H121V24H118L117 25V27L119 26ZM142 25V24H141ZM191 25V24H190ZM205 25V24H204ZM210 25H211V23H210ZM213 25V26H212ZM211 26H212V28L214 27V28H216L215 26H214V24H212ZM231 25H233V24H231ZM244 25H245V23H244ZM44 26V25H43ZM58 26V25H57ZM123 26V25H122ZM152 26V25H151ZM196 26H197V24H196ZM206 26V25H205ZM209 26V25H208ZM216 26H218V25H216ZM219 26H221V28H223L222 27V25H219ZM224 26V25H223ZM227 26H226V28H227ZM234 26H237V25H234ZM37 27V26H36ZM114 27V26H113ZM190 27V26H189ZM251 27V26H250ZM249 27V28H250ZM260 27V26H259ZM21 28H25V27H21ZM28 28H30V27H28ZM28 28H27V30H28ZM41 28V27H40ZM47 28H49V27H47ZM124 28H126V27H124ZM147 28V27H146ZM152 28V27H151ZM154 28V27H153ZM176 28V27H175ZM178 28H180V27H178ZM219 28V27H218ZM227 28V29H228ZM239 28V27H238ZM252 28V27H251ZM26 29V28H25ZM90 29V28H89ZM104 29V28H103ZM106 29V28H105ZM119 29V28H118ZM139 29V28H138ZM143 29V28H142ZM177 29V28H176ZM182 29V28H181ZM185 29V28H184ZM192 29H193V27H192ZM248 29V28H247ZM2 30V29H1ZM1 30H0V32H1ZM111 30V29H110ZM212 30V29H211ZM218 30V29H217ZM221 30V29H220ZM231 30H232V27H231ZM230 30V31H231ZM257 30L258 31H261V30H259L258 28H257ZM23 31V30H22ZM26 31V30H25ZM68 31V30H67ZM155 31H157V32H155ZM169 31V30H168ZM172 31V30H171ZM170 31V32H171ZM184 31H187V30H184ZM222 31V30H221ZM251 31V30H250ZM258 31H257V33H258ZM262 31H263V29H262ZM96 32V31H95ZM109 32V31H108ZM145 32V33H144ZM174 32V31H173ZM189 32H190V30H189ZM212 32H214V31H212ZM234 32V31H233ZM252 32H254V30H252ZM252 32H251V34H252ZM50 33V32H49ZM91 33V32H90ZM93 33V32H92ZM91 33V34H92ZM185 33V32H184ZM187 33V32H186ZM191 33V32H190ZM207 33V32H206ZM216 33V32H215ZM231 33V32H230ZM230 33H229V35H230ZM238 33V32H237ZM256 33V34H257ZM262 33H264V31L262 32ZM22 34V33H21ZM59 34V33H58ZM89 34V33H88ZM189 34V33H188ZM236 34V33H235ZM251 34H249V35H251ZM254 34H255V32H254ZM260 34V33H259ZM0 35H2V34H0ZM46 35V34H45ZM68 36H69V33L67 34ZM84 35H86V34H84ZM218 35V34H217ZM224 35V34H223ZM226 35V37L228 36V34H225ZM224 35V36H225ZM236 35H238V34H236ZM53 36H54V34H53ZM83 36V35H82ZM88 36V35H87ZM153 36H151V37H153ZM185 36V35H184ZM195 36V35H194ZM200 36H202V35H200ZM232 36V35H231ZM261 36V35H260ZM263 36V35H262ZM1 37V36H0ZM22 37V36H21ZM126 37H128V38H130V39H128V38H126ZM153 37V38H154ZM168 37V36H167ZM188 37H189V35H188ZM192 37V36H191ZM196 37V36H195ZM199 37V36H198ZM219 37V36H218ZM222 37V36H221ZM238 37V36H237ZM264 37V36H263ZM75 38H77V37H75ZM97 38V37H96ZM100 38V37H99ZM179 38H181V37H179ZM183 38V37H182ZM181 38V39H182ZM210 38V37H209ZM208 38V39H209ZM222 38H224V37H222ZM228 38V37H227ZM232 38V37H231ZM231 38H228V39H226V40H222V39H220V40H222L223 42L220 44V46H221V49L219 50L220 51V53L221 54H224V52H225V54L224 55H226V57H228V59L229 60H227V61H229L228 63H229V66H228V63H227V65H224V69H226V67L227 68H229V70L232 68H234L235 69V67L236 66H238V64H239V66L241 65V62H242V58H241V61H240V56H239V45H241L240 44V42L239 43H237V44H239V45H237V44H234V42L236 43V42H238L239 41V39H238V41H234V40H231ZM239 38V37H238ZM260 38V37H259ZM262 38V37H261ZM261 38H260V40H261ZM19 39V38H18ZM68 39V38H67ZM107 39H109V38H107ZM121 39H122V37H121ZM123 39H124V37H123ZM132 39H134V40H132ZM150 39V38H149ZM188 39V38H187ZM186 39V40H187ZM212 39H213V36H212ZM250 39H251V37H250ZM20 41H21V39H19ZM71 40V39H70ZM77 40V39H76ZM78 40H81V39H78ZM106 40V39H105ZM104 40V41H105ZM114 40V39H113ZM126 40V41H127ZM137 40V41H138ZM190 40V39H189ZM192 40V39H191ZM219 40V39H218ZM237 40V39H236ZM253 40V39H252ZM255 40V39H254ZM9 41V40H8ZM66 41V40H65ZM100 41V40H99ZM123 41V40H122ZM210 41V40H209ZM211 41H213V40H211ZM232 41H234V42H232ZM17 42V41H16ZM29 42V41H28ZM27 42V43H28ZM49 42V41H48ZM51 42V41H50ZM54 42V41H53ZM66 42H69V41H66ZM74 42V41H73ZM103 42V41H102ZM125 42V41H124ZM159 42V41H158ZM171 41H166L165 40V42H164V44H163V42H161L159 45H157V46H159V47H153L154 49H156V48H158V50L157 51H161V52H170L171 50H172V46H170L171 45V43H170ZM177 42V41H176ZM192 42V41H191ZM206 42V41H205ZM252 42V41H251ZM3 43V42H2ZM7 43V42H6ZM20 46H21V43H19V42H17ZM30 43V42H29ZM88 43V42H87ZM104 43V42H103ZM108 43V42H107ZM113 43V42H112ZM137 43V42H136ZM169 43H170V45H169ZM196 43V42H195ZM215 43H217V42H215ZM18 44H16V45H18ZM83 44V43H82ZM90 44V43H89ZM130 44V43H129ZM181 44L183 45V47L182 48H184V46L185 47H188V46H191V44L192 43H190L189 41H182L181 42ZM204 44V43H203ZM217 44H219V42L217 43ZM260 44V43H259ZM97 45V44H96ZM110 45V44H109ZM116 45V44H115ZM137 45V44H136ZM143 45V44H142ZM141 45V46H142ZM151 45V44H150ZM176 45V44H175ZM181 45V46H182ZM207 45H208V43H207ZM248 45V44H247ZM251 45V44H250ZM255 45V44H254ZM262 45V44H261ZM5 47L4 45H1L0 47ZM120 45L118 44V47H119ZM134 46V45H133ZM138 46H140V45H138ZM155 46V45H154ZM177 46V45H176ZM210 46V45H209ZM220 46H219V48H220ZM2 47V48H3ZM14 47H16V46H14ZM18 47V46H17ZM16 47V48H17ZM73 47V46H72ZM99 47V46H98ZM102 47V46H101ZM104 47V46H103ZM102 47V48H103ZM115 47V46H114ZM117 46L115 47V48H113V51H114V49H115V52H113L115 55H119L121 52H120V50H119V48H118ZM179 47V46H178ZM202 47V46H201ZM214 47H215V45H214ZM243 47V46H242ZM250 47V46H249ZM249 47H248V49H249ZM252 47V46H251ZM19 48V47H18ZM48 48V47H47ZM94 48V47H93ZM150 48V47H149ZM181 48V47H180ZM192 48V47H191ZM191 48H189V49H191ZM259 48V47H258ZM44 49V48H43ZM46 49V48H45ZM50 49V48H49ZM63 49V48H62ZM107 49V48H106ZM110 49V48H109ZM160 49V50H159ZM174 49H177V48H174ZM173 49V50H174ZM187 49V48H186ZM244 49H246L245 47H244ZM244 49H242V50H244ZM253 49V48H252ZM22 50V49H21ZM92 50V49H91ZM97 50H99L98 48H97ZM172 50V51H173ZM206 50V49H205ZM224 50V51H223ZM255 50V49H254ZM262 50H263V48H262ZM6 51V50H5ZM44 51V50H43ZM46 51V50H45ZM70 51V50H69ZM107 51V50H106ZM105 51V52H106ZM153 51V50H152ZM181 51V50H180ZM208 51V50H207ZM249 51H250V49H249ZM261 51V50H260ZM89 52V51H88ZM109 52H110V50H109ZM108 52V53H109ZM149 52V51H148ZM173 52H175V51H173ZM194 52V51H193ZM247 52V51H246ZM251 52V51H250ZM249 52V53H250ZM258 52H259V50H258ZM263 52V51H262ZM85 53V52H84ZM102 53H104V52H102ZM207 53V52H206ZM245 53V52H244ZM253 53V52H252ZM255 53H257V52H255ZM260 53V52H259ZM8 54V53H7ZM17 54V53H16ZM41 54V53H40ZM80 54V53H79ZM99 54V53H98ZM126 53H123L122 52V56L123 57H125L124 59H126V58H131L129 55H125ZM130 54V53H129ZM153 54V53H152ZM173 54V53H172ZM184 54H186V52L184 53ZM241 54V53H240ZM246 54V53H245ZM36 55V54H35ZM39 55V54H38ZM90 55V54H89ZM103 55V54H102ZM204 55V54H203ZM250 55V54H249ZM262 55V54H261ZM260 55V56H261ZM264 55V54H263ZM10 56V55H9ZM87 56V55H86ZM188 56V55H187ZM219 56V55H218ZM253 56V55H252ZM4 57V53H3V51L2 50H0V59L2 60V58ZM11 57V56H10ZM37 57V56H36ZM35 57V58H36ZM48 57V56H47ZM46 57V58H47ZM83 57V56H82ZM103 57V56H102ZM107 57V59L106 60H104L105 62L102 64L101 62V64H102V66L100 65V63L98 62V66L99 67H97V62H94V63H88L89 65H87V67H89V69L90 70H95L96 68L98 69V68H102V67H104L105 68V66L106 67H110V69L111 68H117V69H119L120 71H122V72H133V68L135 67V66H137V64L139 65V67H140V65L142 66V64L143 63H141L142 62V59H138V61H137V59H134V61L132 60H130V61H128V59H127V61L125 60V61H121V62H117L116 63V61L114 60H112V58H111V56H106ZM105 57V58H106ZM120 57V56H119ZM152 58H150V60H148V61H151V59L153 60V56H151ZM164 57H166V56H164ZM183 57H186V56H183ZM193 57V56H192ZM242 57V56H241ZM244 57V56H243ZM251 57V56H250ZM39 58V57H38ZM95 58V57H94ZM104 58V57H103ZM108 58H110V59H108ZM114 58V57H113ZM155 58H156V56H155ZM190 58H191V56H190ZM209 58H211V57H209ZM216 58V57H215ZM247 58V57H246ZM256 58V57H255ZM263 58V57H262ZM21 59V58H20ZM19 59V60H20ZM40 59V58H39ZM51 59V58H50ZM87 59V58H86ZM227 59V58H226ZM249 59V57L247 58V60L246 61H249V62H252V58H251V61L250 60H248ZM3 60H4V58H3ZM13 60V59H12ZM49 60V59H48ZM88 60V59H87ZM102 60V58H101V61H103ZM136 60V61H135ZM164 60V59H163ZM244 60V59H243ZM257 60H258V58H257ZM256 60V61H257ZM46 62H47V60H45ZM66 61V60H65ZM100 61V60H99ZM162 61V60H161ZM192 61V60H191ZM245 61V62H246ZM256 61L254 62V64L256 63ZM263 61V60H262ZM5 62V61H4ZM50 62V61H49ZM80 62V61H79ZM134 62V63H133ZM164 62V61H163ZM248 62V63H249ZM2 63H3V61H2ZM8 63V62H7ZM6 63V64H7ZM42 63V62H41ZM68 63V62H67ZM82 63V62H81ZM135 63H137V64H135ZM141 63V64H140ZM145 63H146V61H145ZM148 63V62H147ZM150 63V62H149ZM159 63V62H158ZM183 63V62H182ZM211 63V62H210ZM223 63H225V61L223 62ZM222 63V64H223ZM258 63V62H257ZM40 64V63H39ZM47 64V63H46ZM92 64V65H91ZM93 64H95V65H93ZM133 64H134V67H133ZM221 64V65H222ZM243 64H244V61H243ZM259 64V63H258ZM261 64V63H260ZM4 65H5V63H4ZM103 65H105V66H103ZM157 65H159V64H157L156 63V66ZM165 65V64H164ZM175 65V64H174ZM252 65V64H251ZM256 65V64H255ZM46 66V65H45ZM44 66V67H45ZM67 66V65H66ZM86 66V65H85ZM161 66V65H160ZM159 66V67H160ZM178 66H180V65H178ZM201 66V65H200ZM207 66V65H206ZM217 66V65H216ZM215 65H214V67H216ZM218 66H220V65H218ZM223 66V65H222ZM226 66V67H225ZM54 67H56L55 65H53V68ZM87 67H85V70L87 69L88 70V68ZM95 67V68H94ZM155 67V66H154ZM159 67H157V68H159ZM177 67V66H176ZM212 67V66H211ZM246 67H247V63H246ZM252 67H253V65H252ZM258 67V66H257ZM261 67V66H260ZM45 68H47V67H45ZM163 68V67H162ZM220 68V67H219ZM243 67H241V69H242ZM256 68V67H255ZM259 68V67H258ZM263 68V69H262ZM39 69V68H38ZM37 69V70H38ZM106 69V68H105ZM109 69V68H108ZM135 69H136V67H135ZM150 69H152V65H151V68ZM165 69H167V68H164V70ZM179 69V68H178ZM215 68H213V70H214ZM47 71H48V69H46ZM52 70V69H51ZM54 70H55V68H54ZM73 70H75V69H73ZM197 70V69H196ZM217 70V69H216ZM219 70V69H218ZM228 69H226V71H227ZM250 70V69H249ZM255 70V69H254ZM71 71V70H70ZM78 71V70H77ZM139 71H141L142 72V74L144 75V76H146L147 78L150 76L149 74H148V72L147 71H145L144 69L142 70H139ZM220 71V70H219ZM230 71H232V70H230ZM235 71V70H234ZM240 70H238V72H239ZM246 71V69H244V74L246 73L245 72ZM26 72V71H25ZM31 72H33V71H31ZM80 72H82V71H80ZM169 72V71H168ZM177 72V71H176ZM213 72V71H212ZM215 72V71H214ZM213 72V73H214ZM229 72V71H228ZM227 72V73H228ZM236 72V71H235ZM238 72H236V73H238ZM249 72H251V71H249ZM255 72H256V70H255ZM259 75L257 76V77H254V80L253 81H250V82H252V84H253V87H251L252 89H253V94L254 95H260V96H262L263 94H264V67H261L260 69H259ZM261 72V73H260ZM54 72H52V74H53ZM72 73V72H71ZM79 73V72H78ZM109 73H110V71H109ZM201 73V72H200ZM206 73V72H205ZM216 73V72H215ZM214 73V74H215ZM221 73H222V75H224L223 74V72L221 71ZM224 73H225V71H224ZM254 73V72H253ZM27 74V73H26ZM54 74H56V73H54ZM59 74V73H58ZM60 74H63V73H60ZM139 74V73H138ZM167 74V73H166ZM201 74H203V73H201ZM219 74V73H218ZM218 74H217V76H218ZM226 74V73H225ZM229 74V73H228ZM228 74L226 75V76H224V77H226V80H228L227 78L230 76H228ZM248 74H250V75H247V76H249V77H246V76H241V75H235L234 77H232L233 75H231V77L233 78V80H232V83H233V85H234V90H235V92H234V94L232 95V97L234 96L235 98H236V100H238L240 97H241V95L242 94H244L245 92H243L242 93V90H241V92H240V87L244 84V85H246L247 86V84L246 83H248V81L250 80V79H248V78H251V77H253V76H255V75H253L252 76V74L251 73H248ZM256 74V73H255ZM258 74V73H257ZM261 74V75H260ZM263 74V75H262ZM32 75H33V73H32ZM42 75V74H41ZM47 75V74H46ZM50 75V74H49ZM72 75V74H71ZM70 75V76H71ZM79 75H81V74H79ZM83 75V74H82ZM170 75V74H169ZM195 75H196V73H195ZM198 75V74H197ZM216 75V74H215ZM221 75V74H220ZM222 75H221V77H222ZM246 75V74H245ZM27 76H28V74H27ZM34 76V75H33ZM157 76V75H156ZM160 76V75H159ZM163 77H164V74L162 75ZM167 76H168V74H167ZM204 76V75H203ZM216 76V77H217ZM251 76V77H250ZM12 77V76H11ZM14 77V76H13ZM16 77V76H15ZM30 77V76H29ZM45 77V76H44ZM57 77V76H56ZM154 77V76H153ZM152 77V78H153ZM177 77V76H176ZM221 77H219V78H221ZM52 78H53V75H52ZM55 78V77H54ZM58 78V77H57ZM138 78V77H137ZM150 79L149 81H151L150 83H147V85H146V88L145 87H143V89H138L137 90V93H142V94H146V95H149V94H152V91H153V86L154 85H156V84H158L159 83V81L161 80L160 79V77L159 78H153V79ZM182 78V77H181ZM219 78H218V81H220L219 80ZM223 78V77H222ZM59 79V78H58ZM89 79H91V78H89ZM178 79H180V77L178 78ZM183 79V78H182ZM181 79V80H182ZM215 79L216 78H214V81H215ZM230 79V78H229ZM0 80H1V78H0ZM11 80V79H10ZM12 80H13V78H12ZM44 80V79H43ZM83 80V79H82ZM152 80H154L153 82H155L156 83V81H157V83L155 84H153V82H152ZM168 80V79H167ZM9 81V80H8ZM91 81V80H90ZM89 81V82H90ZM94 81V80H93ZM175 81V80H174ZM221 81H223V79L221 80ZM1 83H3V82H5V81H3L2 82V80L0 81ZM88 82V81H87ZM145 82H146V80H145ZM228 82V81H227ZM249 82V83H250ZM254 82V83H253ZM27 83V82H26ZM116 83V82H115ZM152 83V84H151ZM170 83V82H169ZM216 83V82H215ZM13 84V83H12ZM47 84H49V83H47ZM99 84V83H98ZM142 84V83H141ZM151 84V85H150ZM165 84V83H164ZM218 84H219V82H218ZM225 84V83H224ZM130 85V84H129ZM215 85V84H214ZM217 85V84H216ZM215 85V87H217ZM226 85H228V83L226 84ZM26 86V85H25ZM29 86V85H28ZM33 86V85H32ZM36 86H37V84H36ZM50 86V85H49ZM114 86V85H113ZM112 86V87H113ZM127 86V85H126ZM246 86H245V88H246ZM249 86V85H248ZM47 87V86H46ZM53 87V86H52ZM184 87H185V85H184ZM215 87L213 88V89H215ZM226 88L225 86H223V84H222V86L221 87H219V88ZM228 87H229V85H228ZM227 87V88H228ZM250 87V86H249ZM7 88V87H6ZM27 88V87H26ZM64 88V87H63ZM113 88H116V87H113ZM2 89V88H1ZM25 89V88H24ZM28 89V88H27ZM58 89V88H57ZM119 90V88H116L115 90ZM186 89H187V87H186ZM229 89V88H228ZM227 89V90H228ZM241 89H242V87H241ZM18 90V89H17ZM52 90V89H51ZM60 90V89H59ZM65 90V89H64ZM109 90V89H108ZM114 89H112V91H113ZM136 90V89H135ZM216 90V89H215ZM226 90V93H228L229 94V92ZM229 90H231V89H229ZM47 91V90H46ZM120 91V90H119ZM139 91V92H138ZM155 91V90H154ZM187 91V90H186ZM185 91V92H186ZM217 91V90H216ZM243 91H246V90H243ZM68 92V91H67ZM114 92V91H113ZM117 92V91H116ZM115 92V93H116ZM163 92V91H162ZM189 92V91H188ZM222 91H220V93H221ZM231 92V91H230ZM29 93H30V90H29ZM33 93V92H32ZM72 93V92H71ZM118 93V92H117ZM122 93V92H121ZM124 93V92H123ZM187 93V92H186ZM214 93H216V92H214ZM232 93V92H231ZM18 94V93H17ZM180 94V93H179ZM182 94V93H181ZM219 94V93H218ZM249 94V93H248ZM251 94V93H250ZM48 95V94H47ZM67 95V94H66ZM118 95V94H117ZM123 95V94H122ZM158 95H160V94H158ZM164 95V94H163ZM166 95V94H165ZM172 95V94H171ZM184 95V97H186L187 95H191V93L190 94H188L187 93V95L185 96V93L183 94ZM224 95V94H223ZM254 95H253V97H254ZM32 96V95H31ZM43 96V95H42ZM50 96V95H49ZM52 96V95H51ZM54 96L56 97V95H55V93H54ZM68 96V95H67ZM67 96H65V97H67ZM116 96V95H115ZM119 96V95H118ZM181 96V95H180ZM218 96H221L222 97V93H221V95H215V97H217V99H218V104L223 100V98H222V100H220V98L221 97H218ZM7 97V96H6ZM33 97V96H32ZM48 97V96H47ZM60 97V96H59ZM64 95L63 96H61L59 99L60 100H58V99H52L53 100V103H54V101L56 102L55 103V105H56V107H60V109L64 106V105H66V107H68V109H70V108H72L71 110H72V113L74 112L73 111V109L75 110V108L74 107H76L77 106V102L75 101H73V103H66L65 101H66V99L64 100ZM127 97V96H126ZM166 97V96H165ZM191 97L193 98V96L191 95ZM191 97H188V98H191ZM214 97V98H215ZM231 97V96H230ZM15 98V97H14ZM21 98V97H20ZM37 98V97H36ZM53 98V97H52ZM57 98V97H56ZM63 98V99H62ZM75 98V97H74ZM103 98V97H102ZM152 98V97H151ZM176 98V97H175ZM192 98L190 99V101L192 100ZM225 98H227L226 96H225ZM256 98H258L259 99V97L257 96ZM8 99H9V97H8ZM7 99V100H8ZM13 99V98H12ZM31 99V98H30ZM38 99V98H37ZM48 99V98H47ZM49 99H51V98H49ZM84 99V98H83ZM101 99V98H100ZM127 100H128V98H126ZM157 99V98H156ZM156 99H154V102L156 101ZM170 99V98H169ZM185 99V98H184ZM199 99V98H198ZM198 99H197V101H198ZM234 99V98H233ZM246 99H247V97H246ZM6 100V101H7ZM21 100V99H20ZM39 100V99H38ZM58 100V101H57ZM108 100V99H107ZM110 100V99H109ZM108 100V101H109ZM119 100V99H118ZM123 100H125V99H123ZM172 100H174V99H171V102H173ZM185 100H187V99H185ZM194 100V99H193ZM210 100V99H209ZM214 100H216V99H214ZM220 100V101H219ZM226 100H228V99H226ZM235 100V101H236ZM260 100V99H259ZM14 101V100H13ZM60 101V102H59ZM62 101V102H61ZM158 101V100H157ZM169 101V100H168ZM177 102V100H174V102ZM181 101V100H180ZM195 101V100H194ZM206 101H208V100H205V101H202L201 102V104L203 103V102H206ZM223 101H225V100H223ZM234 101V100H233ZM232 101V102H233ZM240 101V100H239ZM264 101V100H263ZM1 102V101H0ZM4 102V101H3ZM3 102H1V103H3ZM7 102H10V101H7ZM40 102V101H39ZM58 102V103H57ZM167 102V101H166ZM170 102V103H171ZM196 102V101H195ZM194 102V103H195ZM228 102V101H227ZM230 102V101H229ZM228 102V103H229ZM237 102V101H236ZM245 102V101H244ZM243 102V103H244ZM13 103V102H12ZM22 103V102H21ZM52 103V102H51ZM79 104H80V102H78ZM102 103V102H101ZM170 103H167V104H170ZM181 103V102H180ZM188 103H190L189 102V100H188ZM216 103V102H215ZM221 103H223V104H221V105H224V102H221ZM110 104V102L108 103V105ZM155 104V103H154ZM166 104V103H165ZM172 104V103H171ZM192 104V101H191V103L189 104V105H191ZM212 104H214V103H212ZM236 104V103H235ZM240 104V103H239ZM9 105V104H8ZM14 104H12V106H13ZM21 105V104H20ZM41 105H42V103H41ZM40 105V106H41ZM88 105V104H87ZM87 105H85V106H87ZM90 105V104H89ZM88 105V106H89ZM157 105V104H156ZM173 105V104H172ZM182 105V104H181ZM214 105H217V103L216 104H214ZM227 105H229V104H227ZM232 105V104H231ZM238 105V104H237ZM240 105H242V104H240ZM19 106V105H18ZM93 106H95V105H92V107ZM103 106V105H102ZM169 106V105H168ZM177 106H179V105H177ZM226 106V105H225ZM8 107V106H7ZM10 107H11V104H10ZM65 107V106H64ZM65 107V108H66ZM82 108V107H84L83 106V104H82V106L80 105V106H78V107H76V110H78V108ZM89 107H91V105L89 106ZM109 107V106H108ZM111 107V106H110ZM156 107V106H155ZM166 107H167V105H166ZM169 107H172V106H169ZM182 107V106H181ZM189 107V106H188ZM48 108V107H47ZM107 108V107H106ZM161 108H163V107H161ZM165 108V107H164ZM163 108V109H164ZM168 108V107H167ZM56 109V108H55ZM157 109V108H156ZM166 109V108H165ZM165 109H164V114L162 115V120L160 121V122H158V123H154V121L152 122H149L148 123V126H147V128L150 130V131H159V132H163L164 133V131L165 130H168V128H169V126H170V121L173 119H175L176 121H179L180 120V122L182 121V118H183V116L184 115H187V114H190V113H188L189 111L188 110H186V111H188V112H185V113H187V114H184V112H183V108H182V110L180 111V112H178L177 111V116H176V113H174V115H170V113L169 112H165ZM175 109V108H174ZM177 109H178V107H177ZM236 109V108H235ZM17 110V109H16ZM19 110H21V108L19 109ZM52 110V109H51ZM54 110V109H53ZM70 110V111H71ZM168 110V109H167ZM172 110V109H171ZM201 110V109H200ZM199 110V111H200ZM50 111V110H49ZM84 111V110H83ZM88 111H90V110H87V112ZM93 111V110H92ZM160 111H161V109H160ZM185 111V110H184ZM220 111V110H219ZM218 111V112H219ZM229 111H230V108H229ZM232 111H233V109H232ZM236 111H238V110H236ZM255 111V110H254ZM15 112V111H14ZM18 112V111H17ZM54 112V111H53ZM55 112H56V110H55ZM63 112V111H62ZM76 112V111H75ZM74 112V113H75ZM85 112H86V110H85ZM94 112V111H93ZM158 112V111H157ZM221 112V111H220ZM240 112H241V110H240ZM239 112V113H240ZM23 113V112H22ZM77 113V112H76ZM81 113V112H80ZM172 113V112H171ZM204 113H206V112H204ZM210 113V112H209ZM232 113V112H231ZM234 113V112H233ZM248 113V112H247ZM249 113H252V112H249ZM256 113V112H255ZM255 113H252L254 116L255 115H259V114H255ZM8 114V113H7ZM12 114V113H11ZM10 114V115H11ZM28 114H30V113H28ZM55 114H57V113H55ZM59 114H61V113H59ZM79 114V113H78ZM84 114V113H83ZM91 114V113H90ZM161 114H162V112H161ZM198 114H201V113H199L198 112ZM216 114V113H215ZM222 114H224V113H221V115ZM237 113H235V115H236ZM242 114H244V112H242ZM241 113H240V115L242 116V117H237L236 118V116H235V119H233V118H231V117H229V118H225V116H227L228 117V113L227 114H225V115H220L221 116V118L219 117V116H215L216 118H217V120H223V117L225 118L223 121L224 122H226V121H228L229 123V125H230V122H235V124H234V127H231V126H229V127H231L230 129L226 126V125H224V126H226L229 130H227L226 128H223V127H217L216 126V124L215 123H218V122H216L217 120L214 118V112H212V116H213V120L211 121L210 119H205V122H201V121H204V119L203 120H201L200 122H201V124L202 123H206L207 125H201V124H197V126L198 125H201V127L202 126H204L205 128H206V130L207 131H209L210 130V132H213L212 130L214 129L216 132H217V134H218V136H220L222 139H224L225 141V143H230V146H232L233 145V141L235 140V143L237 142V145H238V143H239V141H236V139L238 140L239 138H244V136H247L248 137V133H247V127H248V125L253 121L252 120V117H250V119L249 118H247V116L246 117H243V115H242ZM262 114V113H261ZM260 114V117H259V122H264V113L261 115ZM25 115H26V112H25ZM31 115V114H30ZM30 115H29V117H30ZM52 115H53V113H52ZM63 115H64V113H63ZM158 115V114H157ZM250 115V114H249ZM5 116V115H4ZM23 115H21V117H22ZM61 116V115H60ZM83 116V115H82ZM84 116H86V115H84ZM130 116V115H129ZM174 116V117H173ZM189 116V115H188ZM190 116H191V114H190ZM206 116H209V115H206ZM230 116V115H229ZM238 116H239V114H238ZM251 116V115H250ZM253 116V117H254ZM14 117V116H13ZM23 117H25V121L27 120V119H29V118H27V116H23ZM54 117V116H53ZM73 117V116H72ZM110 117V115L108 116V118ZM131 117V116H130ZM191 117H193V116H191ZM191 117H189V118H191ZM219 117V118H218ZM256 117V116H255ZM20 118V117H19ZM33 118V117H32ZM32 118H30V119H32ZM35 118H37V116L35 117ZM58 118H60V117H58ZM64 118L65 119H67L66 117H65V115H64ZM96 118V117H95ZM131 118H133V117H131ZM136 117H134V119H135ZM257 118L258 117H256V120H257ZM4 119V118H3ZM24 119V118H23ZM50 119V118H49ZM63 119V118H62ZM75 119V118H74ZM94 119V118H93ZM134 119H133V121H134ZM195 119H196V117H195ZM34 120V119H33ZM55 120V119H54ZM78 120V119H77ZM89 120V119H88ZM105 120H106V118H105ZM174 120V121H175ZM216 120V121H215ZM252 120V121H251ZM39 121V120H38ZM42 121V120H41ZM65 121V120H64ZM83 121V120H82ZM103 121V120H102ZM197 121H198V119H197ZM210 123H209V122ZM213 121H215V122H213ZM221 122L222 124L224 123V122ZM6 122V121H5ZM23 122H24V120H23ZM23 122H19L18 120H16V121H13V119H12V121L11 122H9V123H7V125H5V126H7L6 128H8V130L7 131H9V133H10V131L11 132H14L15 130H17V129H22V131H26V127H25V122L23 123ZM27 122H28V120H27ZM35 122V121H34ZM37 122V121H36ZM69 122V121H68ZM173 122V121H172ZM183 122V121H182ZM199 122V121H198ZM197 122V123H198ZM257 122V121H256ZM258 122V123H259ZM29 123H31L32 124V122H30V120H29ZM28 123V124H29ZM61 123H63L62 122V120H61ZM67 123V122H66ZM66 123H64V125H63V127H62V129L60 130V131H62L63 133H65L66 131H68L69 129H71V130H73V126H71V123L69 124V125H67ZM74 123V122H73ZM79 123V122H78ZM84 123V122H83ZM94 123V122H93ZM109 123H110V121H109ZM125 123H126V121H125ZM127 123H129V120H128V122ZM126 123V124H127ZM227 123V122H226ZM253 123H255L254 121H253ZM253 123H251L250 125L252 126V124ZM2 124H3V122H2ZM6 124V123H5ZM42 124V123H41ZM66 124V125H65ZM87 124H88V122H87ZM87 124H86V126H87ZM95 124V123H94ZM99 124V123H98ZM114 124V123H113ZM175 124V126H176V122L174 123ZM173 124V125H174ZM225 124V123H224ZM232 124V123H231ZM260 124V123H259ZM45 125V124H44ZM61 125V126H62ZM75 125V124H74ZM82 125V124H81ZM90 125V124H89ZM104 125V124H103ZM122 125V124H121ZM132 124H130V126H131ZM144 126H145V124H143ZM2 126V125H1ZM29 126V125H28ZM27 126V127H28ZM65 126H67V127H65ZM80 126V125H79ZM97 126V125H96ZM114 126H116V124L114 125ZM113 126V127H114ZM134 126V125H133ZM142 126V125H141ZM256 126V125H255ZM263 126V125H262ZM30 127V126H29ZM43 127V126H42ZM47 127V126H46ZM57 127V126H56ZM68 127H69V129H68ZM71 127V128H70ZM80 127H82V126H80ZM119 127V126H118ZM135 127V126H134ZM217 127V128H216ZM259 127V126H258ZM23 128H25V129H23ZM37 128V127H36ZM35 128V129H36ZM39 128V130H41L42 128H41V126H39L38 127ZM41 128V129H40ZM58 128V127H57ZM61 128V127H60ZM76 128V127H75ZM93 128V127H92ZM112 128V127H111ZM116 127H114V129H115ZM121 128H122V126H121ZM121 128L119 127V131H121ZM128 128V127H127ZM130 128V127H129ZM132 129H133V127H131ZM145 128V131H146V127H144ZM196 128H198V127H196ZM199 128H200V126H199ZM198 128V129H199ZM203 128V127H202ZM216 128V129H215ZM232 128H233V130H232ZM254 128V127H253ZM252 128V129H253ZM256 128V127H255ZM3 129H4V127H3ZM13 129H15V130H13ZM66 129H68V130H66ZM113 129V128H112ZM136 129H141V131H142V128L141 127H137L136 126ZM171 129V128H170ZM195 129V128H194ZM201 129V128H200ZM199 129V130H200ZM261 129H263V131H264V127H262ZM2 130V129H1ZM0 130V131H1ZM33 130V129H32ZM64 130V131H63ZM66 130V131H65ZM78 130V129H77ZM77 130H76V132L74 133L73 132V135H75V136H78L80 133H78V134H76L77 133ZM85 130V129H84ZM87 130H88V128H87ZM106 130V129H105ZM202 130V129H201ZM203 130L204 131H206L204 128H203ZM219 132H218V131ZM255 130V129H254ZM22 131H19V132H21L20 134H22ZM51 131V130H50ZM53 131V130H52ZM54 131H55V129H54ZM74 131V130H73ZM79 131V130H78ZM89 131V130H88ZM93 131V130H92ZM117 131V130H116ZM128 131V130H127ZM127 131H126V133H127ZM145 131H143V132H145ZM149 131V132H150ZM257 131H259V129H257ZM262 131V130H261ZM2 132V131H1ZM1 132H0V135H1ZM40 131H38L37 130V132H34V134H36V133H39ZM86 132V131H85ZM110 132V131H109ZM130 132H132V131H130ZM146 132H148V131H146ZM173 132V131H172ZM197 132V131H196ZM200 132V131H199ZM216 132H214L215 134H216ZM249 132V131H248ZM16 133V132H15ZM25 133V132H24ZM72 133V132H71ZM70 133V134H71ZM93 133H95V132H93ZM100 133V132H99ZM104 133V132H103ZM102 133V134H103ZM112 133H114V131H112ZM116 133V132H115ZM123 133V132H122ZM126 133L125 134H123V136L124 135H126ZM151 133V132H150ZM149 133V134H150ZM158 133V132H157ZM250 133H251V131H250ZM254 133V132H253ZM255 133H257V132H255ZM262 132H260V134H261ZM5 134V133H4ZM51 134V133H50ZM54 134V133H53ZM52 134V135H53ZM84 135H85V133H83ZM89 134H90V132H89ZM109 134V133H108ZM111 134V133H110ZM130 134V133H129ZM148 134V135H149ZM160 134V133H159ZM170 134H171V132H170ZM169 134V135H170ZM208 134V133H207ZM210 134V133H209ZM8 135V134H7ZM23 135V134H22ZM32 135V136H31ZM30 136H31V139L33 140L34 139V136H33V134H31ZM37 135V134H36ZM36 135H35V137H36ZM39 135V134H38ZM42 135V134H41ZM66 135V134H65ZM82 135V134H81ZM107 135V134H106ZM114 135V134H113ZM112 135V136H113ZM153 135V134H152ZM156 135V134H155ZM161 135V134H160ZM1 136H3V134L1 135ZM10 136H11V134H10ZM56 136H58V135H56ZM55 136V137H56ZM64 136V135H63ZM68 136V135H67ZM70 136V135H69ZM90 136V135H89ZM88 136V137H89ZM121 136V135H120ZM128 136V135H127ZM174 136V135H173ZM173 136H172V138H173ZM183 136H185V135H183ZM183 136H181L182 137V139H184L183 138ZM186 136L189 138V139H191L187 134H186ZM185 136V137H186ZM252 136H254V135H252ZM251 135H250V137H252ZM256 136V135H255ZM21 137V136H20ZM59 137V136H58ZM58 137H57V139H58ZM79 137V136H78ZM126 137V136H125ZM187 137L185 138V139H187ZM13 138V137H12ZM23 138V137H22ZM30 138V137H29ZM40 138L41 137H39V139H38V137H37V139L38 140H40ZM54 138V137H53ZM96 138H97V136H96ZM95 137H94V139H96ZM109 138V137H108ZM112 138V137H111ZM114 138H116V137H114ZM113 138V139H114ZM165 139H166V137H164ZM179 137L177 136V138L176 139H178ZM253 138V137H252ZM36 139V140H37ZM72 139V138H71ZM77 139V138H76ZM93 139V140H94ZM104 139H105V137H104ZM118 139H120V138H118ZM124 139V137L122 138L121 137V139H120V141L122 142V140ZM164 139V140H165ZM181 139V140H182ZM215 139V138H214ZM216 139H218V138H216ZM245 139V138H244ZM248 139H249V137H248ZM247 138H246V140H248ZM10 140V139H9ZM9 140H6V142L7 141H9ZM14 140V139H13ZM42 140V139H41ZM40 140V141H41ZM73 140H75V139H73ZM78 140V139H77ZM80 140V139H79ZM90 140V139H89ZM102 140V139H101ZM106 140V139H105ZM180 140V141H181ZM211 140V139H210ZM213 140V139H212ZM243 140V139H242ZM18 141H20V140H18ZM26 141V140H25ZM50 141V140H49ZM60 141V140H59ZM59 141H57V143L59 142ZM82 141V140H81ZM95 141V140H94ZM103 141V140H102ZM119 141V140H118ZM118 141H116L117 143H118ZM250 141H252V139L250 140ZM253 141H256V139L255 140H253ZM30 142V141H29ZM37 142V141H36ZM42 142V141H41ZM53 142H54V140H53ZM53 142H51V143H53ZM62 142V141H61ZM65 142V141H64ZM83 142H84V140H83ZM99 142V141H98ZM167 142V140H165V142L164 143H166ZM176 142H178V140L176 141ZM187 142H190V141H188L187 140ZM186 142V143H187ZM216 142V141H215ZM245 142V141H244ZM11 143V142H10ZM13 143V142H12ZM21 143V142H20ZM23 143V142H22ZM43 143V142H42ZM55 143V142H54ZM123 143V142H122ZM181 143V142H180ZM182 143H185V140H184V142H182ZM191 144L192 143H194L193 141L192 142H190ZM189 143V144H190ZM224 143V144H225ZM234 143V145L237 147V145ZM240 143H241V141H240ZM243 143V142H242ZM242 143H241V146H243L242 145ZM9 144V143H8ZM25 144H26V142H25ZM30 144H31V142H30ZM41 144V143H40ZM68 144V143H67ZM91 144V143H90ZM100 144H101V142H100ZM120 144V143H119ZM221 144V143H220ZM219 144V145H220ZM251 144V143H250ZM14 145V144H13ZM18 145V144H17ZM47 145V144H46ZM51 145V144H50ZM61 145V144H60ZM71 145H73V147L71 146ZM97 145H98V143H97ZM103 145V144H102ZM105 145V147H106V144H104ZM107 145H108V143H107ZM116 145V144H115ZM120 145H122V144H120ZM181 145V144H180ZM188 145V144H187ZM187 145H185L184 144V146H187ZM215 145V144H214ZM216 145L219 147V145L217 144V142H216ZM215 145V146H216ZM233 145V147H234V149H235V146ZM26 147H27V145H25ZM43 146V145H42ZM48 146V145H47ZM55 146H56V144H55ZM63 146V145H62ZM71 146V147H70ZM81 146V145H80ZM112 146H113V144H112ZM122 146H124V145H122ZM160 146V145H159ZM183 146V145H182ZM181 146V147H182ZM214 146V147H215ZM222 146H223V143H222ZM44 147V146H43ZM50 147V146H49ZM68 147H70L71 149L72 148H74V154H76L77 152L76 151H79V153L78 154H76L77 156L75 157V159H73L72 161L74 162H72L71 161V163H73V168L75 169V170H77L75 173H74V169H72V174H73V176L74 177H78V178H74L73 176V180L75 179H79V181H80V179L83 177V175L85 174V172L83 171V170H85V166H83V167H85L84 169H81V168H83L82 166H80V165H83L82 164V162H84V161H86V162H88V161H92L94 164H99L100 166L101 165H103V164H105V162H110V164H114V163H116L117 161L119 162V158L121 157V152H120V148H122V147H120V148H116V149H114L113 147H112V149H114V151L113 152H111L110 154L108 153V152H103V151H96L94 154L92 153V154H85V151L84 152H82V149L80 150V149H76V145L74 146V144H70ZM111 147V146H110ZM205 147V146H204ZM203 147V149H205ZM228 148L226 145L225 146H223V148ZM232 147V148H233ZM9 148V147H8ZM53 148V147H52ZM69 148V149H70ZM96 148H98V147H96ZM100 148V147H99ZM102 148V147H101ZM100 148V149H101ZM219 148H221V147H219ZM222 148V149H223ZM239 148H241V147H238V149ZM245 148V147H244ZM246 148H248V146L246 147ZM251 148V147H250ZM6 149V148H5ZM17 149H18V147H17ZM48 149V148H47ZM63 149H64V147H63ZM94 149V148H93ZM99 149V150H100ZM110 149V148H109ZM111 149V150H112ZM125 149V148H124ZM129 149V148H128ZM136 149V148H135ZM138 149V148H137ZM136 149V150H137ZM157 149V148H156ZM159 150H160V148H158ZM162 149H164V148H162ZM183 149V148H182ZM188 149V148H187ZM190 149L191 150H194V151H196V150H202V149H200V146L199 145H197L196 146V144L194 145V144H192V146L190 147ZM237 149V150H238ZM252 149H253V146H252ZM26 150H28V149H26ZM43 150H45V149H43ZM92 150V149H91ZM95 150V149H94ZM105 150V149H104ZM126 150V149H125ZM130 150H131V148H130ZM154 149H152V151H153ZM159 150H157L158 151V153H160L161 155L162 154H164V153H161L163 150H160L161 152H159ZM233 150V149H232ZM236 150V149H235ZM237 150L235 151V152H237ZM9 151V150H8ZM30 151H31V149H30ZM53 151V150H52ZM66 151H68L67 149L65 150V152ZM72 151H73V149H72ZM93 151V150H92ZM156 151V152H157ZM199 151V152H200ZM203 151V150H202ZM219 151V150H218ZM244 151H246V149L244 150ZM248 151V150H247ZM250 151V150H249ZM254 151V150H253ZM0 152H3V150L2 151H0ZM6 152V151H5ZM33 152V151H32ZM46 152V151H45ZM50 152V151H49ZM54 152V151H53ZM62 152V151H61ZM69 152H71V151H69ZM68 152V153H69ZM76 152V153H75ZM82 152V153H81ZM241 151H239V153H240ZM262 152V151H261ZM27 153V152H26ZM72 153V152H71ZM137 153V152H136ZM154 153V152H153ZM181 153H184V150H183V152H181ZM181 153H179V156L181 157ZM189 153H191V152H189ZM197 153V152H196ZM239 153L237 152V154L239 155ZM250 153V152H249ZM249 153H244V154H246V155H244L243 154V152H242V156L244 155L245 157H244V160L243 161H241V156L240 157H238L239 158V160H236V158H237V154L236 153H234V154H236V156H234V162H236V164H235V166H236V169L235 170H237V167L239 166L237 163H239V164H245L244 165V167L242 168L243 170H241L240 169V171H242V173H243V176L241 177V179H242V181H241V179L239 180V179H236V180H238V181H241L240 183H241V187L243 186V187H248V186H251L252 187V185L256 182L255 181V176H254V174H256L257 172H255V169L256 168H254L253 167V164L255 163L251 158V156H250V154L252 153V151H251V153L249 154ZM2 154V153H1ZM7 154H8V152H7ZM16 154V153H15ZM80 154V155H79ZM82 154V155H81ZM133 154V153H132ZM160 154H154V157L152 156V157H150V162H148L147 164H146V166H147V168L149 169L150 168V170H151V168H157L158 166H159V161H160V158H162V157H160ZM186 154V153H185ZM194 156H196L194 153H192ZM206 154V153H205ZM208 154V153H207ZM263 154H264V152H263ZM3 155V154H2ZM46 155H47V152H46ZM50 155V154H49ZM73 155V154H72ZM209 155V154H208ZM224 155H226V154H224ZM229 154H227V157H228V159L227 160H229V158L231 159V157H229L228 156ZM253 155H254V153H253ZM71 156V155H70ZM182 156H183V154H182ZM198 156H199V154H198ZM203 156H204V154H203ZM263 156V155H262ZM261 156V157H262ZM11 157V156H10ZM24 157V156H23ZM28 157V156H27ZM31 157H33V156H31ZM78 157L79 158H81L82 157V159L78 162V164H75V162L76 161H78ZM124 157V156H123ZM185 157H186V155H185ZM193 157V156H192ZM255 157V156H254ZM253 157V158H254ZM258 157H260V156H258ZM260 157V158H261ZM264 157V156H263ZM24 158H26V157H24ZM37 158V157H36ZM71 158V157H70ZM191 157H188V159H190ZM203 159H204V157H202ZM237 158V159H238ZM8 159H10V158H8ZM30 159V158H29ZM77 159V160H76ZM83 159H84V161H83ZM178 159H179V157H178ZM178 159H177V162H178ZM183 159V158H182ZM184 159H187V158H184ZM192 159V158H191ZM196 159V158H195ZM258 159V158H257ZM76 160V161H75ZM88 160V161H87ZM121 160H123V159H121ZM148 160V159H147ZM232 160V159H231ZM251 160H252V162H254V163H251ZM260 160H264V159H260ZM9 161V160H8ZM200 161H201V158H200ZM204 161V160H203ZM214 161V160H213ZM212 161V162H213ZM218 161H220V160H218ZM221 161H222V159H221ZM238 161H241V162H238ZM1 162V161H0ZM24 162V161H23ZM31 162V161H30ZM184 163V162H188V164H190L189 163V161H181V163ZM193 162V161H192ZM206 162V161H205ZM211 162V163H212ZM233 162V163H234ZM8 163V162H7ZM6 163V164H7ZM32 163H34V162H32ZM103 163V164H102ZM182 163V164H183ZM194 163V162H193ZM202 163V162H201ZM232 163V164H233ZM258 163H260L259 162V160H258ZM258 163H256L254 166H257V164ZM160 164H161V162H160ZM176 164V163H175ZM179 164V163H178ZM198 164V163H197ZM210 164V163H209ZM243 164H242V166H243ZM4 165V164H3ZM74 165H75V167H74ZM80 167H79V166ZM85 165V164H84ZM191 165V164H190ZM195 165V164H194ZM203 165V164H202ZM205 165V164H204ZM218 165V164H217ZM26 166H28L27 164H26ZM79 167V168H76V167ZM142 166V165H141ZM174 166V165H173ZM186 166V168H187V165H185ZM189 166V165H188ZM196 166V165H195ZM233 168H235V166H233V165H226V164H222L221 163V165H220V167H221V170H222V173L224 174V175H226V177L228 178V176H231L232 177V174H233V171H234V168H233V170L231 169V167ZM259 166H261L260 164H259ZM175 167H176V165H175ZM191 167V166H190ZM189 167V168H190ZM198 167H199V165H198ZM201 167V166H200ZM212 167H215L214 165L212 166ZM220 167H218V169L220 168ZM66 168V167H65ZM69 168V167H68ZM105 168H106V166H105ZM144 168V167H143ZM170 168H172V167H170ZM216 168V167H215ZM259 167L257 166V169H258ZM261 168H263L264 169V162H263V164H262V166H261ZM89 169V168H88ZM87 169V170H88ZM137 169H139V168H137ZM178 169H180V168H178ZM197 169V167L194 169V170H196ZM200 169V168H199ZM202 169V168H201ZM207 169H208V166H207ZM256 169V170H257ZM70 170V169H69ZM86 170V171H87ZM145 170V169H144ZM172 171L174 170V169H171ZM184 170H185V168H184ZM191 170V169H190ZM66 171H68L67 170V168H66ZM138 171V170H137ZM136 171V172H137ZM140 171H142L141 170V168H140ZM156 171V170H155ZM175 171H176V169H175ZM180 171H181V169H180ZM203 171V170H202ZM238 171V170H237ZM260 171V170H259ZM80 172H82L81 174H79ZM152 172V171H151ZM171 172V171H170ZM174 172V171H173ZM188 172H189V170H188ZM187 172V173H188ZM197 172H198V170H197ZM207 172V171H206ZM220 172V171H219ZM235 172V171H234ZM69 173V172H68ZM87 173V172H86ZM123 173V172H122ZM178 173H180L181 174V172H178ZM191 172H189V174H190ZM192 173H193V171H192ZM204 173V172H203ZM208 173V172H207ZM215 173V172H214ZM236 173V172H235ZM260 173H264V172H262V170L260 171ZM260 173H258V174H260ZM169 174V173H168ZM189 174H188V176H189ZM199 174V173H198ZM216 174H220V173H215V175ZM240 174V173H239ZM81 177H80V176ZM123 175V174H122ZM129 175V174H128ZM138 175V174H137ZM141 175V174H140ZM143 175V174H142ZM182 175V174H181ZM183 175H184V173H183ZM193 175V174H192ZM202 175V174H201ZM205 175H206V173H205ZM207 175H209V174H207ZM235 175V174H234ZM263 175V174H262ZM0 176H1V174H0ZM2 176H3V174H2ZM132 176H134V175H132ZM178 176V175H177ZM180 176V175H179ZM196 176V175H195ZM195 176H193V177H195ZM237 176H238V174H237ZM241 176V175H240ZM84 177H86V180H87V175L86 176H84ZM83 177V178H84ZM127 177V176H126ZM138 177V176H137ZM191 177V176H190ZM198 177V176H197ZM207 177V176H206ZM219 177H221V176H217V181H219L218 180V178ZM223 177V176H222ZM225 177V178H226ZM258 177V176H257ZM1 178V177H0ZM3 178V177H2ZM108 178V177H107ZM118 177H116V179H117ZM130 178H131V176H130ZM134 178V177H133ZM143 178V177H142ZM145 178V177H144ZM167 178V177H166ZM185 178V177H184ZM187 178V177H186ZM185 178V179H186ZM200 178H201V176H200ZM224 178V177H223ZM233 178V177H232ZM237 178H239V176L237 177ZM9 179V178H8ZM111 179H115L114 177L113 178H111ZM122 179H123V177H122ZM188 179V178H187ZM190 179V178H189ZM189 179L187 180V181H185L184 182V180L183 179H181V180H183V181H179V179L177 180V181H179V182H177L176 184V186H173V187H176V189L174 190V191H181V192H184V194H186V195H189V194H192L191 193V191H192V187H195L194 186V183H192L193 185H192V187H191V184H190V182H189ZM204 179V178H203ZM257 179V178H256ZM3 180V179H2ZM120 180V179H119ZM166 180V179H165ZM220 180H221V178H220ZM236 180H233V182L234 181H236ZM117 181V180H116ZM131 181H132V179H131ZM138 181H139V179H138ZM149 181V180H148ZM147 181V182H148ZM163 181V180H162ZM161 181V182H162ZM169 181H170V179H169ZM173 181V180H172ZM176 181V180H175ZM192 182H195V180H191ZM200 181V180H199ZM207 181H210V180H208L207 179ZM206 181V182H207ZM214 181H216L215 179H214ZM224 182H225V180H223ZM231 181V180H230ZM262 181H264V180H262ZM1 182H3V181H1L0 180V200L1 199H3L4 201L5 200H7L8 198H9V196H7V194H8V191L6 190V187H5V185L3 184V183H1ZM33 182V181H32ZM81 182H83V181H81ZM114 181H112V183H113ZM122 182V181H121ZM140 182V181H139ZM160 182V183H161ZM198 182V181H197ZM196 182V183H197ZM206 182H204V183H206ZM211 182V181H210ZM220 182V181H219ZM224 182H222V183H224ZM229 182V181H228ZM259 183H260V181H258ZM79 183V182H78ZM86 183V182H85ZM100 183V182H99ZM117 183V182H116ZM151 183H152V181H151ZM157 183H159V181H157L156 182V184ZM165 183H167V182H165ZM200 183V182H199ZM199 183H198V185H199ZM208 183V182H207ZM238 183V182H237ZM87 184V183H86ZM118 184V183H117ZM123 184H124V182H123ZM127 184V183H126ZM131 184V183H130ZM133 184H135V183H133ZM142 184H144V182H141V185ZM164 184V183H163ZM210 184V183H209ZM230 183H227V185H229ZM235 184V183H234ZM233 184V185H234ZM261 184V183H260ZM8 185V184H7ZM6 185V186H7ZM114 185V184H113ZM112 185V186H113ZM116 185V184H115ZM154 185V184H153ZM203 185V184H202ZM227 185H226V182L224 183V184H221L220 185V192H221V194H222V196L224 197V195L223 194H226V192L227 193H229V192H231L232 191V187L229 185V187H227ZM232 185V184H231ZM240 185V184H239ZM238 185V186H239ZM256 185V184H255ZM110 185H109V181L107 182V181H105V180H103L102 181V183L100 184V191H101V189L104 191V189H105V192H106V190L108 191V187H109ZM130 186V185H129ZM133 186V185H132ZM131 186V187H132ZM201 186V185H200ZM217 186V185H216ZM38 187V186H37ZM164 187V186H163ZM208 187H209V185H208ZM211 187V186H210ZM236 187V186H235ZM240 187V188H241ZM257 187V186H256ZM255 187V188H256ZM259 187V186H258ZM31 188V187H30ZM85 188H87V187H85ZM110 188V187H109ZM138 188V187H137ZM161 188V187H160ZM160 188L158 187V191L160 190ZM197 188H198V186H197ZM196 187H195V189H197ZM213 188H215V185L214 186H212V188H211V190L213 191ZM232 188V189H231ZM249 188V187H248ZM34 189H37V188H34ZM40 189V188H39ZM49 189H50V187L48 188V187H46V185H45V188H44V186H43V191H44V193L46 192V193H48V191H49ZM112 189V188H111ZM133 189V188H132ZM168 189V188H167ZM250 189V188H249ZM252 189V188H251ZM250 189V190H251ZM254 189V188H253ZM119 190H121V189H119ZM129 190V189H128ZM146 190V189H145ZM156 190V192H158ZM163 190H164V188H163ZM165 190H166V188H165ZM194 190V189H193ZM210 190V189H209ZM242 190V189H241ZM245 190H246V188H245ZM40 191V190H39ZM112 191V190H111ZM124 191V190H123ZM146 191H148V190H146ZM153 191V190H152ZM161 191V190H160ZM170 190L168 189V192H169ZM217 191V189L214 191V192H216ZM229 191V192H228ZM240 191V190H239ZM244 191V190H243ZM29 192V191H28ZM35 192V191H34ZM37 192V191H36ZM102 192V191H101ZM119 191L117 190V192L116 193H118ZM121 192H122V190H121ZM139 192V191H138ZM143 192V191H142ZM155 192V193H156ZM172 192V191H171ZM180 192V194H182ZM193 193H195L196 192V190H195V192L194 191H192ZM211 192V191H210ZM213 192V193H214ZM233 192V191H232ZM235 192V191H234ZM248 192V191H247ZM246 192V193H247ZM252 192H253V190H252ZM251 192V193H252ZM38 193V192H37ZM41 193V192H40ZM52 193H54V192H52ZM81 193H82V191H81ZM124 193H126V190H125V192ZM160 193V192H159ZM159 193H157V194H159ZM167 193V192H166ZM165 191H164V193H163V191H162V194H164V197H165ZM197 194H198V200H199V198H200V200H202L203 201V199H204V197H205V195L206 194H208L209 193V191L207 190V185H203V186H201L200 187V189H198L197 190V192H196ZM213 193H212V195H213ZM217 193V192H216ZM251 193H248L247 195H249V194H251ZM255 193V192H254ZM253 193V194H254ZM9 194H10V192H9ZM30 194H33V193H30ZM29 194V195H30ZM42 195H43V193H41ZM93 194V193H92ZM109 194H111V193H109ZM109 194H107V196L109 195ZM114 194V193H113ZM123 194V193H122ZM168 194V193H167ZM166 194V196H169V195H167ZM170 194V193H169ZM236 194V193H235ZM45 195H47V194H45ZM45 195H43L42 197H44ZM103 195V194H102ZM116 195V194H115ZM126 195V194H125ZM128 196H130L129 194H127ZM137 195H138V193H137ZM144 196L145 195H147V194H143ZM143 195H141V197L143 196ZM155 194H153V196H154ZM211 195V194H210ZM228 195V194H227ZM234 195V194H233ZM5 196H7L6 197V199H5ZM36 196V195H35ZM89 196V195H88ZM119 196H120V194H119ZM150 196H151V194H150ZM149 196V197H150ZM152 196V197H153ZM178 196H179V194H178ZM172 197L171 198V200H168V201H170V203L174 206V207H177V208H179L180 207V197H183V195L181 196L180 195V197ZM193 196V198L195 197L196 198V196H195V194L194 195H192ZM218 196V195H217ZM226 196V195H225ZM228 196H230V195H228ZM21 197V196H20ZM34 197V196H33ZM49 197V196H48ZM56 197V196H55ZM105 197V196H104ZM111 197H113V196H111ZM170 197V196H169ZM191 197V196H190ZM208 197L210 198V196L208 195ZM213 197H214V195H213ZM222 197V198H223ZM35 198V197H34ZM47 198V197H46ZM82 198V197H81ZM115 198V197H114ZM114 198H112L113 200H115ZM157 198H159L158 196L157 197H153V198H151V200L149 201V202H147L145 205H143L142 207H141V209H142V211H143V217H142V219H141V222H142V227H141V229H140V234L142 233V235H144L145 237H143V238H145V240L147 241V243H149V245H152V246H158V245H160V247H161V245H168V243H170V242H168L169 240H170V238L172 237V236H175V235H177V234H184V235H186L185 233L187 232V229H189V226L190 225H192L194 222H192V218H191V220H187V219H190L189 217H186L185 218V220L183 221V223H182V225H180L179 224V226L178 225H176L175 223H174V221L172 220V219H163V220H161L160 219V217H159V214L157 215V214H155V212H156V208H158V207H156L158 204H160V202H165L166 201V199H164L163 198V200H158ZM166 198V197H165ZM207 198V197H206ZM212 198V197H211ZM57 199V198H56ZM124 199H125V197H124ZM128 199V198H127ZM162 199V198H161ZM197 199H196V201H197ZM216 199V198H215ZM3 200H1L2 202H4ZM23 200H24V197H23ZM35 201H36V198L34 199ZM84 200V199H83ZM105 200V199H104ZM121 200V199H120ZM141 200V199H140ZM145 200H147V199H145ZM199 200V201H200ZM205 200V199H204ZM223 200V199H222ZM222 200L220 201V202H222ZM256 200V199H255ZM43 201V200H42ZM59 200H57V202H58ZM64 201V200H63ZM108 201V200H107ZM110 201V200H109ZM112 201V200H111ZM148 201V200H147ZM159 203H158V202ZM7 202H8V200H7ZM7 202H5V203H7ZM71 202V201H70ZM100 202V201H99ZM138 202V201H137ZM142 202V201H141ZM204 202V201H203ZM207 202H209L208 201V199H207ZM212 202H215V204L217 205V202L216 201H212ZM212 202H211V205L209 206V207H211L212 206ZM219 202V201H218ZM1 203V202H0ZM14 203H16V201L14 202ZM39 203V202H38ZM40 203H41V201H40ZM44 203V202H43ZM59 203V202H58ZM62 203V202H61ZM69 203V202H68ZM145 203V202H144ZM169 203V202H168ZM254 203V202H253ZM252 203V204H253ZM259 203H260V201H259ZM258 203V205L260 206V204ZM78 204V203H77ZM107 204V203H106ZM139 204V203H138ZM162 204V203H161ZM160 204V205H161ZM203 204V203H202ZM205 204V203H204ZM262 204V203H261ZM3 205V204H2ZM1 205V206H2ZM16 205H17V203H16ZM39 205V204H38ZM63 205V204H62ZM139 205H141V203L139 204ZM201 205V204H200ZM209 205V204H208ZM15 206V205H14ZM35 206H37V205H35ZM41 206V205H40ZM77 205H66V206H64L63 208H62V210L63 211H66V212H68V213H70V212H72L73 210H74V208L76 207ZM165 206V205H164ZM207 206V205H206ZM215 206V205H214ZM253 206V205H252ZM16 207V206H15ZM61 207V206H60ZM203 207V206H202ZM217 207H219L218 205H217ZM254 207H256V206H254ZM262 207H263V204H262ZM19 208V207H18ZM36 208V207H35ZM169 208H170V206H169ZM103 204L101 205L100 204V206L98 205L96 208H94V212L95 213H100V212H102L103 211ZM213 209V208H212ZM216 209V208H215ZM218 210L220 209V207L219 208H217ZM224 209L225 208H222L220 211H224ZM258 209V208H257ZM44 210V209H43ZM230 211H232L231 209H229ZM252 210H254V211H256V208H253ZM46 211H47V209H46ZM168 211V210H167ZM238 211V210H237ZM251 211V210H250ZM260 211L261 210H259V212L258 213H260ZM160 212V211H159ZM158 212V213H159ZM46 213V212H45ZM65 213V212H64ZM67 213V214H68ZM171 213V212H170ZM217 213V212H216ZM225 213H227V212H225ZM39 215V214H38ZM37 215V216H38ZM41 215H43V214H41ZM41 215H39L40 217H41ZM140 215V214H139ZM178 215H180V214H178ZM221 215V214H220ZM141 216V215H140ZM237 216V215H236ZM234 217V216H230V215H225V217H224V219L225 218H227V219H234L237 223H239V225L240 224H243L242 222H241V220H240V216L239 217ZM179 217H181V216H179ZM182 217H185V215H183ZM219 217H222V216H219ZM219 217H218V220H219ZM244 217V216H243ZM139 218H141V217H139ZM213 220H215V217L213 216ZM36 219V218H35ZM43 219V218H42ZM223 219V218H222ZM217 220V219H216ZM217 220V221H218ZM233 220V221H234ZM44 221H45V219H44ZM71 221V222H70ZM69 222H70V224H73V219H71ZM196 221V220H195ZM225 221L227 222V220L225 219ZM234 221V222H235ZM76 222V221H75ZM222 222H224V220L222 221ZM221 222V223H222ZM46 223V222H45ZM45 223H43L44 225H45ZM232 223V222H231ZM254 223H255V221H254ZM259 223V222H258ZM196 224V223H195ZM225 224V223H224ZM229 225V224H228ZM227 225V226H228ZM246 225V224H245ZM244 225V226H245ZM253 226L255 225V224H252ZM251 224H250V226H252ZM230 226V228L232 229L233 227H234V224H233V226H232V224L231 225H229ZM244 226H242V227H244ZM248 226H249V224H248ZM259 226V231H261L262 229H261V227L262 226H264V225H258ZM21 228H24V226L23 227H21ZM192 228V227H191ZM227 228V227H226ZM246 228H250V227H246ZM256 227H254V229L253 230H255V231H257V229H255ZM264 228V227H263ZM11 229V228H10ZM14 229V228H13ZM231 229H229L230 231H231ZM235 229H237V232L240 230L241 231V233L244 231L243 230V228H241V226H240V229L239 228H234L232 231H234L236 234H238V233H240V232H236L235 231ZM243 231H242V230ZM245 229V228H244ZM9 230V229H8ZM24 230V229H23ZM226 230H228V228L226 229ZM229 230H228V232H229ZM251 230V229H250ZM20 231H21V229H20ZM30 231V232H29ZM29 231H27V230H25L23 233H21V234H9V232L8 233H5V235H7V236H9V238L11 239V247L9 246V248L8 249H4V248H0V259L2 260V258L4 257L5 258V256L6 257H8V256H10V258H14L15 256H16V254L18 253V252H21V251H23V250H26L29 246H28V243H29V241H31V240H34L35 238H36V240H37V236H35L34 234H32L31 233V230H29ZM32 231H33V229H32ZM12 232H14V230L12 231ZM262 233H263V230L261 231ZM11 233V232H10ZM17 233V232H16ZM230 233V232H229ZM234 233V234H235ZM252 233V232H251ZM259 233V232H258ZM233 234V235H234ZM250 234V233H249ZM248 234V236H250V241L251 242H249L248 241V244L249 243H251L252 244V242H254L255 243V240H251V234L249 235ZM253 234V233H252ZM254 236L255 235H257V234H253ZM260 235H261V233H260ZM259 235V236H260ZM50 236V235H49ZM54 237V236H53ZM56 237V236H55ZM98 237V236H97ZM176 237V236H175ZM177 237H178V235H177ZM258 236H256L255 238H257ZM48 238V237H47ZM103 238V237H102ZM142 238V237H141ZM263 238V237H262ZM176 239V238H175ZM258 239V238H257ZM256 239V240H257ZM259 239H261V238H259ZM258 239V242L260 243V240ZM96 240H98V239H96ZM262 240V239H261ZM100 241V240H99ZM3 242V241H2ZM101 242V241H100ZM173 242V241H172ZM231 242V241H230ZM233 242V241H232ZM236 242V241H235ZM257 242V243H258ZM262 242H264V241H262ZM99 243V242H98ZM31 244V243H30ZM29 244V245H30ZM92 244V243H91ZM91 244H90V246H91ZM171 244V243H170ZM238 244V243H237ZM243 244V243H242ZM264 244V243H263ZM3 245H5V244H3ZM33 245V244H32ZM149 245H147V248H149L148 246ZM171 245H173V244H171ZM231 245H232V243H231ZM244 245V244H243ZM246 246H247V244H245ZM253 245H255V244H252L251 245V247L253 246ZM262 245V244H261ZM234 246H235V243H234ZM250 246V245H249ZM249 246H248V248H249ZM257 246V245H256ZM256 246H254L255 248H256ZM8 247V246H7ZM74 247H76V246H74ZM78 247V246H77ZM76 247V248H77ZM87 247V246H86ZM170 247V246H169ZM172 247V246H171ZM198 247V246H197ZM232 247V246H231ZM254 247H253V250H254ZM259 248H260V246H258ZM258 247H257V249H255V251H258ZM264 247V246H263ZM80 248H83V247H80ZM79 248V250H81ZM142 248H144V246H142ZM152 248V247H151ZM176 248V247H175ZM173 249V251H174V255H175V251H176V253L178 252V251H180V250H178L177 251V249ZM204 248H205V246H204ZM235 248H237V246H235ZM245 248V247H244ZM162 248H160V250H161ZM167 249H169V248H167ZM179 249V248H178ZM209 249V248H208ZM264 249V248H263ZM132 250V249H131ZM136 250V249H135ZM144 250V249H143ZM142 250V251H143ZM163 250H165V249H163ZM169 250H171V249H169ZM196 251L193 253V254H191L192 256H191V260H192V263H193V261L195 262V261H197V264H220V262H219V260H220V258H221V256H220V254H218V255H216L215 257H213L212 258V256L211 255H209V256H211V260H212V262L211 261H209L208 260V256H207V251H205V250H201V248L198 250V249H195ZM250 250H252V248H250ZM261 250V249H260ZM82 251V250H81ZM85 251V250H84ZM83 251V252H84ZM138 252H139V250H137ZM136 251V252H137ZM153 251V250H152ZM157 251V250H156ZM182 251V250H181ZM192 251V250H191ZM247 251H248V249H247ZM254 251V252H255ZM24 252H26V251H24ZM63 252V251H62ZM145 252H146V249H145ZM145 252H143V253H145ZM171 252H172V250H171ZM190 252V251H189ZM253 252V253H254ZM117 253V252H116ZM123 253V252H122ZM121 253V254H122ZM127 253V252H126ZM126 253H124V255L125 256H130V255H132V254H126ZM131 253H132V251H131ZM134 253V252H133ZM150 253H151V251H150ZM170 253V252H169ZM173 253V252H172ZM172 253H170V254H172ZM184 253V252H183ZM249 253V252H248ZM250 253H252V251L250 252ZM22 254H23V252H22ZM76 254H77V250L74 248V249H72V251H69V256H67V257H64V258H60L59 259V261H57V264H67V261H69L68 259H70V258H73V257H75L76 256ZM82 254V253H81ZM80 254V255H81ZM120 254V255H121ZM147 254V253H146ZM190 254V253H189ZM189 254H187V256L189 255ZM211 254V253H210ZM222 254H223V252H222ZM256 254V255H255ZM255 256H253L252 254H250V255H252L253 257H254V259H253V261L251 260V264H259V263H261L263 260H264V252L263 251H258V252H255ZM62 255H64V254H62ZM68 255V254H67ZM108 255V254H107ZM116 255V254H115ZM117 255H118V253H117ZM123 255V254H122ZM136 255H138V253L136 254ZM61 256V255H60ZM181 256V255H180ZM184 256H185V254H184ZM187 256L185 257V258H187ZM190 256V255H189ZM188 256V257H189ZM108 257H109V255H108ZM111 257V256H110ZM132 257V256H131ZM140 257V256H139ZM139 257H138V259H139ZM195 258V259H193V258ZM9 258V257H8ZM68 258V259H67ZM78 258V257H77ZM124 258V257H123ZM123 258H120V257H118V256H115V257H113L111 260L109 259L108 260V262H106V261H104V260H101V258L100 259H98L97 260V264H123ZM130 258V257H129ZM137 258V257H136ZM15 259V258H14ZM75 259H76V257H75ZM75 259H73V260H75ZM105 259V258H104ZM108 258H106V260H107ZM125 259V258H124ZM127 259H128V257H127ZM126 259V260H127ZM179 259H182V256L179 258ZM189 259V258H188ZM125 260V261H126ZM184 260V259H183ZM183 260H181V261H179L180 263H183L184 261ZM187 260V259H186ZM222 260V259H221ZM11 261V260H10ZM14 261V260H13ZM17 261V260H16ZM40 261V260H39ZM175 261V260H174ZM178 261V259H176V262ZM189 261V260H188ZM42 262V261H41ZM71 262H72V260H71ZM70 262V263H71ZM74 262V261H73ZM77 262V261H76ZM96 262V261H95ZM129 262V261H128ZM190 262V261H189ZM6 263V262H5ZM14 263V262H13ZM134 263V262H133ZM138 263V262H137ZM172 263V262H171ZM175 263V262H174ZM186 263V262H185ZM249 263V262H248ZM263 263V262H262ZM37 264V263H36ZM42 264V263H41ZM69 264V263H68ZM74 264V263H73ZM130 264V263H129ZM170 264V263H169ZM191 264V263H190ZM195 264V263H194ZM264 264V263H263Z\"/></svg>", "mask_w": 264, "mask_h": 264}]
</instances>
